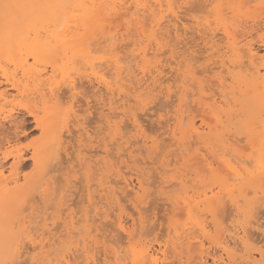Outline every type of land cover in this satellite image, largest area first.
I'll return each mask as SVG.
<instances>
[{
	"label": "bare ground",
	"instance_id": "1",
	"mask_svg": "<svg viewBox=\"0 0 264 264\" xmlns=\"http://www.w3.org/2000/svg\"><path fill=\"white\" fill-rule=\"evenodd\" d=\"M2 1V0H1ZM129 1V0H128ZM135 2V0H132ZM151 1V0H150ZM196 0H165V4L169 7V8H172L174 9L173 7H177L178 6V9H183V6L186 5L187 7H189V5L191 6V2L192 4L195 3ZM199 1V0H198ZM203 1V0H202ZM207 2V0H205ZM216 1V0H215ZM233 1V2H231ZM240 1H243L245 2L246 0H240ZM253 1V0H252ZM256 1V0H255ZM254 1V3H256ZM152 2V1H151ZM154 2V8H157V10L155 11L154 9H152L153 7V4H149V0H137L135 2L136 4V7L135 9L132 8V7H129L128 2L127 0H11V5L12 8H13V13H10L8 12L7 10L5 11L4 8H5V3H1V9L4 10L1 11L2 13L0 14L1 16V20H0V204L3 202H10V201H15V200H20V199H23L25 200V202L27 201V197H36L37 194H39L40 196L43 195V192H48V190H50V186H53V193H54V197L58 198V204H57V211H59L60 213H64L66 214V218L64 221V226L66 225V227L68 226L70 228V226L72 227H78L77 225H79V223L81 222L82 225V231L80 230V235L81 236L82 234L85 235L84 236V239L82 238L81 241L78 242V245H76L74 248L72 249H69V247L67 249L68 252L67 253H63V256L60 255V259H58L57 263L58 264H74L72 263V259H74V262L76 264H97V261L96 260V257L98 256H95L96 254L93 253V250H95V244H94V241H93V238H94V233H98V234H95L96 238L100 236V232L102 231L98 226H95V220H98L96 217V219L94 217H90L89 215V212L91 213V209L93 207H96L95 209V214L96 215H99L101 212L102 209L100 208L101 207V203H99L98 206H95V204L93 205V207L89 210V212H87V214H85V217L81 219V221L78 223L77 220L74 221L75 216H73L74 214L72 213L71 215V205L73 203V193L76 190V187H77V182L75 183L74 180H72L71 178H68L65 180V182H62L60 184H63V185H58L56 182L57 180V177L54 176L56 174V172H60L62 169H60V167H63L62 166V156L64 155H68L70 154L69 151H67L68 147L66 148V146L68 144L71 143V141L69 140H66L65 137L66 135L69 137L70 134L72 132L76 133V135L74 136H70L71 139L74 140L75 143L79 144L77 147L76 145L74 146L75 150L73 149V155L76 154V151L78 152V155L77 156H74V161L76 160V157H77V164L75 165H80L82 166L81 168L82 169H86V166H87V170L89 169L88 165L86 163H89L88 161V158L85 157V153L86 151L84 152V148L85 146L87 147L88 145H84L85 143V140H89L90 139V127L89 124L90 122H87L88 121V116H86V112L91 109H87L85 108V105L83 104H86L90 101H88V94H87V91L85 94L83 93H80V87H79V84L78 82L79 81H84V82H80V83H83L85 88H86V85H89L87 86V89L88 87L89 88H93L92 90L95 91L96 88H102L103 90H105V92L107 93H104V95L106 94V96H109V100H107L108 102V106L110 110H114L116 108H113L114 106V103L118 101H115V100H118L117 97H119L120 99V96L123 94V91H122V88L123 87H129L128 88H124L128 89V91H131V90H134L132 92H138L137 90L139 91H144L150 95L152 93L150 92H153L152 89H149L150 86L151 88H153L152 84L154 85L155 83L158 82V80H160L159 78L157 79L156 76L154 77L153 76V73L156 74L158 76L161 75V72L159 70H157V68H159L158 66L156 67V69L154 70V72L151 70L149 71V67L146 66L143 67V66H140L141 63H145L147 60H148V57L150 56L149 55V49L151 48H148L149 45H143L142 43L139 42V40L142 38V35L143 34H138L141 36L138 37L137 35V39L136 41H138L137 43L132 41L130 42V40H133L130 38L128 44L130 43V45L132 43H134L133 45L136 46L135 47V50L131 51L132 49L128 46L127 47H124L123 43H127V37L129 38L128 36V33L126 36L124 35H121V29L123 30V21H125V19H128L130 18L133 21L135 22H139V23H142L143 25V30L145 28V33H144V37L146 36V33H147V28L148 27H145V26H149L150 22H147L148 20L151 21L153 19H151L152 17H150V15L152 16H155V18H157L156 14L157 13H163L162 12V7L164 8L166 5L163 4V1H160V0H155L153 1ZM180 2H182L180 4ZM234 0H230V2L228 3L229 6L231 3H233L231 6V9L230 7H227L229 8L233 13L234 11H237L238 10H244L246 9L245 7H247V1L245 2L246 5L245 6H238V4H236ZM250 2V1H249ZM261 4L264 2L262 1H259ZM131 3V2H130ZM133 3V2H132ZM184 3V5H183ZM190 3V4H189ZM200 3V1H199ZM209 3V2H208ZM212 3V2H211ZM226 3V2H225ZM224 3V5H225ZM250 3H253V2H250ZM5 4V5H4ZM189 4V5H188ZM205 4V3H204ZM203 4V5H204ZM227 4V5H228ZM244 4V3H242ZM183 5V6H181ZM212 5V4H211ZM4 6V8H3ZM166 6V7H167ZM184 6V8L186 7ZM209 7V5H207ZM206 6V7H207ZM223 6V4H222ZM248 6H250L248 4ZM253 6V5H252ZM263 6V5H262ZM262 6L260 5V7H257L258 9H263ZM134 7V6H133ZM182 7V8H181ZM200 7V6H199ZM205 9L206 7L203 6ZM226 7V5H225ZM239 7H242V8H239ZM264 7V6H263ZM132 8V10L130 11V9ZM203 9V11L201 12L199 10V14H205V10ZM225 8V9H227ZM251 9V7H249ZM248 8V9H249ZM188 9V8H187ZM194 9V8H193ZM192 9V10H193ZM224 8L222 9V11L225 10ZM254 9V8H253ZM135 10V11H133ZM185 10V9H184ZM191 9L188 10V12H193ZM240 10V13L239 14H242ZM257 10V9H256ZM165 11V10H163ZM176 11V10H175ZM197 11V10H196ZM195 11V13H196ZM211 11V10H210ZM221 11V9H220ZM221 11V12H222ZM249 11V10H248ZM246 11V13L248 12ZM180 12V11H177V13ZM187 12V11H186ZM185 12V13H186ZM239 12V11H238ZM244 12V11H243ZM250 12V11H249ZM249 12H248V15H249ZM263 12V10H262ZM3 13H5L3 15ZM177 13H173L174 14V18L178 21V16H177ZM183 13V12H182ZM194 13V14H195ZM206 13H208L206 11ZM228 13V12H226ZM225 13V14H226ZM245 13V12H244ZM243 13V14H244ZM252 13V12H250ZM181 14V13H180ZM189 14V13H188ZM200 14V15H201ZM230 14V13H229ZM229 14L227 16H229ZM239 14L235 13V15H238L240 16ZM262 14V13H261ZM3 15V16H2ZM149 15V19L147 20L146 17ZM158 15V14H157ZM167 15V14H166ZM166 15H161L160 18L156 19V20H153L152 21V24H151V27L153 28H156L158 27V29H160L161 31V27L164 26V22H165V19L168 18ZM179 15V14H178ZM185 15V14H184ZM192 15V14H191ZM197 15V14H196ZM213 15H214V12H213ZM225 15V16H226ZM258 15V14H257ZM170 16V15H169ZM183 16V15H182ZM181 16V17H182ZM205 16V15H204ZM242 16V15H241ZM252 16V14H251ZM170 16V18H173ZM186 17V15H185ZM184 17V18H185ZM200 16H196V18H194V15L192 16L191 20L193 19L192 21V32L193 31H198V30H201L200 27H202V22L198 20ZM233 17V16H232ZM183 18V19H184ZM205 18V17H204ZM212 18V17H210ZM224 18V17H223ZM241 18V17H240ZM250 18V17H249ZM146 19V20H144ZM151 19V20H150ZM182 19V18H181ZM202 20V18H200ZM229 19V18H228ZM243 19V18H242ZM186 20V19H185ZM183 20V21H185ZM226 20V18H225ZM232 20V19H231ZM236 21L237 18H235ZM241 20V19H240ZM121 21V22H120ZM147 23H146V22ZM171 21L172 20H169V25L171 24ZM175 21V20H174ZM189 21V20H188ZM186 21V23L188 22ZM230 21V20H229ZM234 21V20H232ZM235 21V22H236ZM247 21V20H245ZM252 21V20H251ZM255 21V19H254ZM257 21V20H256ZM132 22H131V26H132ZM135 22H133V28L135 27L134 24ZM207 22V21H206ZM228 22V21H227ZM123 23V24H122ZM126 23H128L126 21ZM125 23V24H126ZM167 23V21H166ZM175 23V22H174ZM178 23V22H177ZM208 23V22H207ZM213 23V22H212ZM219 23V22H218ZM232 23V22H230ZM239 23V22H237ZM249 23V22H247ZM246 23V24H247ZM255 25H257L256 23L258 22H254ZM130 22L127 24L129 26ZM228 24V23H227ZM226 24V25H227ZM168 25V26H169ZM186 25V24H185ZM188 25V24H187ZM189 25H190V22H189ZM210 25V24H209ZM225 25V26H226ZM238 25V24H236ZM239 25H241V22L239 23ZM239 25L237 26L239 29ZM248 25V24H247ZM254 25V24H253ZM264 24H262L263 26ZM127 26V27H128ZM175 26V24H174ZM179 26H182V30L184 31L186 29V27H184V22L181 24L179 23ZM191 26V25H190ZM207 27V25H204ZM203 26V27H204ZM212 26V24H211ZM235 26V25H234ZM245 24L242 26L244 27ZM122 27V28H121ZM165 27V26H164ZM167 27V26H166ZM210 27V26H208ZM207 27V28H208ZM241 27V30H243L242 32L245 33L244 36H246L244 38V36H242L241 34V31L239 29L237 30H234L231 31L232 29L229 30L228 27L224 28L223 30L224 31H221L224 32V40L221 39L222 43H224L223 45H226L225 46V49L223 50H220L221 52H219V55L217 53V51L215 52L214 50V53L216 54L217 53V57L218 55L220 56L219 59L220 62L218 61V63H221L220 67L222 66L224 72L227 71V74L229 75V77L231 78V80H233L235 82V84H237L238 87H240V89H242V94L240 95H237L236 92H233L235 90H232V94H229V93H225L221 90H219L220 92L218 94H216V92L214 94H208V96L210 97H205L207 99H205V101H211V103L209 102V107H213L214 109H217V112L214 111L213 109V116L215 118L219 117L220 114H222V112L224 111L225 112V116L227 118V122L229 123L228 124H224V122H222L221 120H217L216 123H215V120H214V117L212 116V114L210 113V111H208L210 113L209 117L207 113L205 116L207 117H204V116H201L203 119H202V125L203 126H199L197 127L196 126V123L195 122V119L197 117H199V115H193V112L195 113L196 111L200 112L202 111V107H198L199 105L197 103L200 104L201 106V103L199 101V99L196 98V100H198L199 102H194L195 106L196 104L198 106H192L191 107V103H192V98L190 99L191 95L190 94H194V90L197 87H194V84L196 86V83H197V79L194 80L192 77H193V74H190L191 73V70L193 71H196L198 69V66H196L197 68L194 67L193 68V64L195 63L197 65L198 62H201V60L199 61L197 58H200V57H196L194 56V62L193 60L191 59L193 57V53H195V49H194V52L191 53L190 51L188 52L189 55L186 53V54H183L184 57H177V58H180L183 60L182 61V65L184 67V64L185 62H188L186 63L185 68L187 69H184L183 67H180L179 70H185V71H181L183 72L182 75H184L185 77H183L182 79V82L184 84H186L187 86H189V84H187L189 81L190 82V85L191 83L194 81V83H192V88L191 86L189 87L190 88V91L192 89V93L189 94L190 91H187L186 89V85H183L184 88H182V94H181V98H180V104H179V109L177 110V113L176 116L174 117L176 120L175 122L177 123V126L175 129L173 130H170L168 132H171L172 135H173V138L175 139V142L177 141V144H178V150L180 149V151L185 152V154L183 153L182 156H185L186 155V152L189 151L191 152L192 148L193 147H190V150H189V142H191L194 138H199L201 136V133H200V128L203 130V127L206 126V130L208 128V132L207 135L210 136H214L215 133H220V136H221V141H224L225 139V136L228 135V132H229V126L231 124H241V122L243 120H239V118L243 119V117H245V120L243 121L244 122V127L246 128L248 134V140H247V147L248 150L250 148V152L251 154L250 155H241V154H245L247 151L246 148H243L245 147V144L243 145H240V148L242 149H239L240 151L236 150V149H230V145L226 146L225 143L226 141L224 142V145L223 146V150L222 149V146L220 147V144L219 145V148L213 149V147H217L214 146L215 143H211V146H212V152H211V149L209 148L210 144L207 146L209 148V153H215L213 155H218L219 157L215 158V156H210L209 153V157L210 158H207V159H212V161L214 160L215 162H212V163H208L207 164V168H209L211 171L210 172H216V170H220V168L222 167L221 165H223L224 169L223 171H225L226 169V172H225V175L223 174L221 177H216V181H213V187L210 188L209 190H205L207 189V186L206 185V188H202L201 189H204L203 192H201L202 190L199 189L200 187H196L194 188V184L191 185L190 182H189V186L191 185V188L193 187V189H197L198 191L194 190L193 193L192 192H188L186 193V196L183 197V195L181 196H177L175 197V200H170V202L174 205L173 207L176 208L177 211L180 210V213L182 212V218L181 220L182 221H185L184 223L181 222V225L178 224L180 222V220L178 221V223L174 222L173 224H170V231L168 232L171 236V239H169L168 241L171 242V246H173V248H177V246L179 244H185L186 242L184 241H187V242H190L192 240L195 241V243L193 244H196L198 242H196V239H197V233L196 232H199V231H196V230H205V218H201V213L204 211L203 209H206L208 208L209 209V212L210 211H222L220 212V214L224 215L223 214V207H225V205H227V203L225 204V201L230 202L232 203V205H238L239 203H241L242 201L240 200L241 198L245 200V206L244 207H249L250 205L254 204L253 203V200L254 199H249L248 197V193H253L255 196H258L257 193L258 191L261 192L264 190V181L262 179L263 177V173H264V125H262V119L259 118L256 114V109H258L257 107L260 106V104L262 103V101H264V73H261V68L259 67V62H264V54L259 51L261 48H263V51H264V33L262 34L263 36L260 37V41H258V43L260 42V46L261 48L258 50V47L255 46V42H254V38L250 39L247 38V35H246V32L244 31V29H242ZM249 27V26H247ZM252 27V25H251ZM130 28V27H129ZM132 28V29H133ZM141 28V27H140ZM179 28V27H178ZM216 28V27H215ZM220 28V27H219ZM250 28V27H249ZM248 28V30H250ZM253 28V27H252ZM125 29V28H124ZM139 29V28H138ZM167 29V28H166ZM165 29V30H166ZM171 29V28H170ZM212 29V28H210ZM131 30V29H130ZM137 30V28H136ZM162 30L163 27H162ZM164 30V31H165ZM169 30V29H168ZM174 30V28H173ZM178 30V29H176ZM182 30L180 33H182ZM188 30V29H187ZM186 30V31H187ZM204 29H202L203 31ZM221 30V28H220ZM240 31V34H237L238 32L237 31ZM247 28H246V31H248ZM264 30V29H263ZM134 31V30H132ZM139 31V30H138ZM157 31V30H156ZM159 31V30H158ZM157 31V34L160 35V31L158 32ZM162 31V32H164ZM167 31V30H166ZM172 31V30H171ZM204 31H208L207 29L204 30ZM211 31V30H210ZM209 31V32H210ZM219 31V29H218ZM252 31V30H251ZM250 31V32H251ZM129 32V31H128ZM170 32V31H169ZM199 32V31H198ZM208 32V33H209ZM217 32V31H216ZM249 32V31H248ZM249 32V34H250ZM130 33V32H129ZM134 34H137L136 32H133ZM165 33V32H164ZM178 33V31H177ZM176 33V34H177ZM187 33V32H186ZM185 32H183V34L186 35ZM191 33V32H190ZM194 33V32H193ZM201 33V32H200ZM206 33V32H205ZM207 33V38H208V34ZM213 33L215 32H212V35ZM218 33V32H217ZM220 33V32H219ZM162 34V33H161ZM168 34V33H167ZM170 34V33H169ZM189 34V33H188ZM196 34V33H195ZM204 34V33H203ZM211 34V33H210ZM216 34V33H215ZM130 35V34H129ZM173 35V34H172ZM178 36H180L179 34H177ZM194 35V34H193ZM192 35V36H193ZM211 35V36H212ZM163 36V34H162ZM188 36V35H187ZM196 36V35H195ZM198 38L201 37L200 35H197ZM196 36V37H197ZM210 37V42H206L205 44L209 46H211L209 49H214L215 47H217V42H215V39L217 38H214L212 36V38ZM218 36V34L216 35ZM223 36V34L221 35ZM220 36V37H221ZM131 37V36H130ZM143 37V38H144ZM175 37V36H174ZM190 37V36H189ZM188 37V38H189ZM206 37V36H205ZM249 37V36H248ZM134 38V37H133ZM166 38V37H165ZM195 38V37H194ZM160 39V37H159ZM163 39V38H162ZM168 39V38H166ZM171 39V37H170ZM173 39V38H172ZM185 39V38H184ZM201 39V38H200ZM259 39V38H258ZM142 40V39H141ZM154 40V39H153ZM152 40V41H153ZM161 40V39H160ZM174 40V39H173ZM181 40V39H179ZM186 40V39H185ZM195 40V39H194ZM198 40V39H196ZM206 40V39H204ZM208 40V39H207ZM206 40V41H207ZM143 41V40H142ZM146 41V40H145ZM151 41V42H152ZM171 41V40H169ZM183 41V39H182ZM187 41V40H186ZM224 41V42H223ZM154 42V41H153ZM188 42V41H187ZM186 42L183 43V45H188V43ZM166 43V42H165ZM177 43H179L177 41ZM212 45H211V44ZM221 43V42H220ZM257 43V42H256ZM140 44V45H139ZM176 44V43H174ZM182 44V43H181ZM191 44V43H190ZM197 44V43H196ZM202 44V42L200 43V45ZM205 44L203 45V47L205 46ZM151 45V44H150ZM166 45V44H164ZM170 45V44H169ZM193 45V44H192ZM132 46V47H134ZM153 46V45H152ZM155 46V45H154ZM172 46V45H171ZM179 47V45H177ZM199 46V45H198ZM220 46V45H219ZM218 46V47H219ZM157 47V46H156ZM155 47V48H156ZM170 47V46H169ZM168 47V48H169ZM174 47V45H173ZM189 47V46H187ZM201 47V46H200ZM123 48V49H122ZM124 48H128L129 49V55L132 57L130 58L129 57H122V50L124 52ZM177 48V47H176ZM191 48H194V47H191ZM190 48V49H191ZM207 48V47H206ZM219 48H223V47H219ZM128 49H127V52H128ZM178 49V48H177ZM181 49V47L179 48V50ZM208 49V48H207ZM206 49V50H207ZM218 49V48H216ZM152 50V49H151ZM166 50V49H165ZM168 50V49H167ZM175 50V49H174ZM189 50V48L187 49ZM197 50V49H196ZM203 50V49H201ZM219 50V49H218ZM131 51V52H130ZM171 51V50H170ZM176 51V50H175ZM174 51V52H175ZM204 51L205 49L203 50V53L202 55L204 54ZM208 51V50H207ZM127 52H124L125 54ZM133 52V53H132ZM177 52V51H176ZM175 52V53H176ZM187 52V51H184V53ZM260 52V53H259ZM154 52H150V54ZM162 53V52H161ZM171 53V52H170ZM173 53V52H172ZM181 53V52H180ZM206 53V52H205ZM212 53V54H214ZM133 54V55H132ZM156 55H153V56H157V52H155ZM163 54V53H162ZM179 54V53H178ZM181 54V55H182ZM196 54V53H195ZM194 54V55H195ZM214 54V55H215ZM164 55V54H163ZM162 55V56H163ZM177 55V54H176ZM187 55V56H185ZM198 55V54H197ZM211 55V53H210ZM209 55V56H210ZM127 56V55H125ZM180 56V55H179ZM207 56V55H206ZM205 56V57H206ZM216 56V55H215ZM166 57V56H165ZM212 57V56H211ZM214 57V56H213ZM212 57V58H213ZM151 58V56H150ZM157 58V57H156ZM164 58V57H162ZM171 58V57H170ZM176 58V59H177ZM152 59V58H151ZM190 59V60H189ZM198 61H197V60ZM206 59V58H205ZM163 60V59H162ZM166 60V59H165ZM169 60V59H168ZM167 60V62H168ZM174 60V59H173ZM172 60V61H173ZM160 61V60H159ZM171 61V60H170ZM176 61V60H175ZM179 61V60H178ZM192 61V62H191ZM206 61V60H204ZM184 62V63H183ZM153 63V62H152ZM164 63V62H163ZM170 64V62H168ZM191 63H193L191 65ZM134 64V65H132ZM166 64V63H165ZM172 64V63H171ZM178 64V63H177ZM176 64V65H177ZM201 64V63H200ZM199 64V65H200ZM203 64V63H202ZM216 64V62H215ZM214 64V65H215ZM174 65V63H173ZM172 65V67H173ZM192 68H191V66ZM168 66V65H167ZM195 66V65H194ZM261 66H264V65H261ZM135 67L136 70H133V68ZM148 67V68H147ZM155 67V66H154ZM162 67V66H161ZM210 67V65H209ZM215 67L217 68V66L215 65ZM219 67V65H218ZM204 67H202L201 65V70H197L196 72H193L195 74V76L197 78L200 79L199 76H202L207 79L208 76L205 75V71H203ZM213 68V67H212ZM215 68V69H216ZM172 69V68H170ZM177 69V68H176ZM163 70V69H162ZM204 70H207V69H204ZM213 70V69H212ZM219 70V69H216V71ZM165 71V70H163ZM202 71V72H200ZM138 72V73H137ZM150 72V73H149ZM204 72V73H203ZM207 72L209 73V69L207 70ZM206 72V73H207ZM220 72V71H219ZM137 73V74H136ZM169 73V72H167ZM177 73V72H176ZM201 73V74H200ZM203 73V74H202ZM189 74L192 75L191 78L193 79L190 80L189 78ZM210 74V73H209ZM218 74V73H216ZM222 72H220V76H221ZM224 74V73H223ZM147 75H150V79H151V83H149V79L147 78L146 79V76ZM141 76V77H140ZM163 76V75H162ZM177 76V75H176ZM223 76V75H222ZM226 76V74H225ZM225 76L223 77H220L221 79H226L225 81H223L224 84H226L225 82H228L230 80H227L228 78H226ZM180 77V81H181V76ZM178 77V78H179ZM217 77V76H216ZM163 78V77H162ZM166 77H164L165 79ZM184 78H185V81H184ZM202 78V77H201ZM210 78V77H209ZM213 78H215L213 76ZM219 78V79H220ZM229 78V79H230ZM79 79V81H78ZM146 79V80H145ZM164 79H161V81L163 82ZM176 79V78H175ZM189 79V80H187ZM198 79V80H199ZM216 79V78H215ZM218 78L216 79L217 82L219 80ZM145 80V81H144ZM203 81V79H201ZM208 82H210L209 79H207ZM78 81V82H77ZM148 81V83H147ZM170 81V80H169ZM179 81V80H178ZM196 81V82H195ZM200 81V80H199ZM168 82V81H166ZM186 82V83H185ZM201 82V81H200ZM231 82V81H230ZM229 82V83H230ZM146 83V84H145ZM175 83V82H174ZM199 83V82H198ZM197 83V84H198ZM211 83V82H210ZM212 83H214V81H212ZM213 86H210L209 88H203V90H208V89H211L215 86V84H212ZM83 84H80L83 86ZM148 84V85H147ZM162 85V83H161ZM169 85V84H168ZM167 85V86H168ZM174 85V84H173ZM199 85V84H198ZM144 86L146 88H144ZM155 86H159L158 84L155 85ZM165 86V87H167ZM180 86V85H179ZM219 86V85H218ZM144 90H142L143 88ZM164 87V88H165ZM173 87V86H172ZM178 87V86H177ZM216 87V86H215ZM224 87V86H223ZM222 86L219 87V88H223ZM227 87V86H226ZM95 88V89H94ZM78 89L80 91H78ZM82 89V88H81ZM84 89V87H83ZM82 89V90H83ZM131 89V90H130ZM181 89V87L179 88ZM218 89V88H217ZM217 89H214V90H217ZM86 90V89H85ZM91 90V91H92ZM165 90V89H163ZM173 89H171V92H172ZM189 90V89H188ZM213 90V89H211ZM209 90V92L212 93V91ZM150 91V92H149ZM198 91V90H197ZM90 92V90H89ZM96 92V91H95ZM95 92L93 94V92L91 94L95 95ZM98 92V91H97ZM100 92V91H99ZM131 92V93H132ZM178 92V91H177ZM203 92V91H202ZM227 92V91H226ZM101 93V92H100ZM99 93V94H100ZM155 93V92H154ZM196 93V92H195ZM81 94V96L85 97V99L87 100V102L85 101V99L83 97L84 102L82 100H80L79 98V95ZM83 94V95H82ZM158 94V93H157ZM166 94V92H165ZM177 94V93H176ZM207 94V93H205ZM204 94V95H205ZM68 95V96H67ZM93 95L91 97H93ZM98 94H96L97 96ZM143 94H141L142 96ZM154 95V94H153ZM95 96V97H96ZM100 96V95H99ZM144 96V95H143ZM142 96V97H143ZM218 96V97H217ZM90 97V98H91ZM145 97V96H144ZM161 97V96H160ZM164 97V96H163ZM175 97V96H174ZM193 97V95H192ZM106 98V97H105ZM117 98V99H116ZM162 98V97H161ZM176 98V97H175ZM202 98L204 99V97L202 96ZM93 99V98H92ZM101 99V97H100ZM163 99V98H162ZM17 100H20V102L18 104H16V101ZM104 100V99H102ZM161 101V99H159ZM126 101V100H125ZM129 101V100H128ZM132 101V100H131ZM177 101V100H176ZM83 102V103H82ZM94 102V101H93ZM100 102V101H99ZM105 102V101H104ZM103 102V103H104ZM155 102V101H154ZM151 101V103H154ZM159 102V101H158ZM168 102V101H167ZM172 102V101H171ZM201 102L203 103V101L201 100ZM106 103V102H105ZM103 104V106H107L106 104ZM116 103V104H117ZM127 103V102H126ZM135 104V102H132ZM169 103V102H168ZM90 104V103H88ZM88 104H86V107H88ZM95 104V103H94ZM125 104V103H124ZM123 104V105H124ZM166 104V103H165ZM172 104V103H171ZM206 104V103H205ZM101 105V103H100ZM120 105V104H119ZM127 105V104H126ZM133 105V104H132ZM131 105V106H132ZM203 105V104H202ZM222 107H226L227 109H223L221 108ZM224 105V106H223ZM84 106V107H83ZM93 106V105H91ZM90 106V107H91ZM97 106V105H96ZM125 106V105H124ZM129 106V104H128ZM129 106V108L131 107ZM149 106V105H148ZM170 106V105H169ZM173 106V105H172ZM98 107V106H97ZM96 107V109H97ZM101 107V106H100ZM98 107V108H100ZM120 107V106H119ZM195 107V108H194ZM85 108V109H84ZM127 108V107H126ZM133 108V107H132ZM136 108V107H135ZM194 110H192V109ZM199 108L201 110H199ZM102 109V108H101ZM106 109V108H104ZM148 109V108H147ZM151 109V107L149 108ZM206 109V108H205ZM209 108H207L206 110H208ZM95 110V109H94ZM93 110V111H94ZM109 110V111H110ZM128 110V109H127ZM126 110V111H127ZM135 110V109H134ZM171 110V109H170ZM196 110V111H195ZM222 110V111H221ZM88 111V112H89ZM125 111V112H126ZM173 111V110H171ZM221 111V112H220ZM92 112V110H91ZM95 112V111H94ZM100 112V111H99ZM99 112L96 111V113L99 114ZM175 112V110L173 111ZM197 112V113H198ZM118 113V112H117ZM114 114V115H118V114ZM128 113V111L126 112ZM156 113V112H155ZM159 113V112H158ZM169 113H172V112H169ZM204 113V112H203ZM206 113V112H205ZM220 113V114H219ZM28 115V117H32V119H34V122L36 123V126L40 129V137L35 140V142L33 141L32 142V146L31 149V160H33V170L29 173H24V167L26 166V162H27V154L25 151H24V148H22L20 145L21 143V133L25 132V128L26 126H24V122H25V115ZM92 114V113H91ZM96 114V115H98ZM111 114V112H110ZM109 114V115H110ZM137 114V112H136ZM148 114V113H146ZM168 114V113H167ZM102 115V114H101ZM108 115V116H109ZM122 115V114H121ZM131 115V114H130ZM201 115V113H200ZM90 116V115H89ZM94 116V115H93ZM93 116H91L93 118ZM100 116V115H99ZM106 116V115H105ZM112 116V115H111ZM110 116V117H111ZM141 116V114H140ZM143 116V115H142ZM147 116V115H145ZM144 116V117H145ZM210 116H212L210 118ZM114 118V116H112ZM118 117V116H117ZM130 117V116H129ZM162 117V116H161ZM222 117V115H221ZM263 117V116H262ZM105 118V117H104ZM108 118V117H106ZM169 118V117H168ZM173 118V116H172ZM212 119V121H214L215 123V127L213 128L210 124H207L206 123V119ZM261 120L259 121L258 120ZM90 119V118H89ZM97 119V118H96ZM115 119V118H114ZM126 119V118H125ZM131 119V118H130ZM139 119V118H138ZM137 119V121H138ZM99 120V119H98ZM102 121L105 120V119H101ZM109 120V119H108ZM107 120V121H108ZM112 120V119H111ZM109 120V121H111ZM172 120V119H171ZM170 120V121H171ZM237 121V123L234 122ZM91 121V120H90ZM127 121V120H126ZM144 121V120H143ZM97 122V121H95ZM125 122V121H124ZM173 122V121H171ZM211 122V120H210ZM255 122H259L261 123V126L259 124V126H256L254 127V124L252 125V123H255ZM89 123V124H87ZM91 123H93L91 121ZM103 123V122H102ZM112 123V122H111ZM118 123V122H117ZM127 123V122H126ZM144 123V122H143ZM167 123V121H166ZM226 123V122H225ZM94 124V123H93ZM105 124L107 125V122H105ZM114 124V123H113ZM163 124V123H162ZM165 124V123H164ZM163 124V125H164ZM168 124V123H167ZM175 124V123H174ZM173 124V126H174ZM110 125V124H109ZM135 126L133 128H136L138 129V132L141 130L143 131L142 129V125L138 122V123H135L134 124ZM256 125V124H255ZM127 126V125H126ZM144 126V125H143ZM166 126V125H165ZM172 126V127H173ZM94 127V126H93ZM106 127V126H105ZM114 127V126H113ZM92 128V127H91ZM166 128V127H165ZM102 129V128H101ZM107 129V128H106ZM106 129H105V132H106ZM123 129V127H122ZM164 129V128H163ZM171 129V127H170ZM231 129V128H230ZM75 130V131H74ZM125 130V129H124ZM168 130V129H166ZM233 130V128H232ZM102 131V130H101ZM121 131V130H120ZM133 131V129H132ZM136 131V130H135ZM123 132V131H122ZM131 132V131H130ZM181 135V137L179 139H176V137L179 135V133ZM215 132V133H214ZM95 132L92 133V135L94 134ZM102 133V132H101ZM147 133V132H146ZM165 133V132H163ZM167 133V132H166ZM177 133V136H175ZM214 133V134H213ZM232 133V132H231ZM103 134V133H102ZM129 134V133H128ZM72 135V134H71ZM91 135V136H92ZM97 135V134H96ZM95 135V136H96ZM119 135V133H118ZM131 135V134H129ZM165 135V134H164ZM169 135V134H168ZM233 135V134H232ZM231 135V136H232ZM76 136V137H75ZM107 136V135H105ZM124 136V135H123ZM121 136L120 138L122 139ZM132 136V135H131ZM136 136V134H135ZM163 136V135H162ZM161 136V137H162ZM230 136V137H231ZM69 137V138H70ZM118 137V136H117ZM124 137H128V136H124ZM160 137V138H161ZM229 137V136H227ZM230 137L228 138L230 140ZM235 137V136H234ZM246 137V136H245ZM75 138H78L76 141H75ZM107 138V137H106ZM119 138V137H118ZM134 138V137H133ZM139 138V137H138ZM158 138V137H157ZM172 138V137H171ZM170 138V139H171ZM244 139V137H241ZM68 139V138H67ZM127 139V138H126ZM129 139V137H128ZM127 139V140H128ZM140 139V138H139ZM192 139V140H191ZM233 139V138H232ZM240 139V138H239ZM242 139V140H243ZM72 140V141H73ZM100 140V139H99ZM119 140V139H118ZM130 140V139H129ZM137 140V139H136ZM149 140V139H148ZM159 140V139H158ZM191 140V141H190ZM207 140V139H206ZM228 140V141H229ZM241 139L238 141V138L235 137V139L231 142H233L234 146H236L238 148V145L240 144V142L242 141ZM69 141V142H68ZM135 141V139H134ZM140 141V140H139ZM213 140H211L212 142ZM68 142V143H67ZM84 142V143H83ZM92 142V141H90ZM95 142V141H94ZM100 142V141H99ZM123 142V141H122ZM144 142V141H143ZM153 144L155 143V140L152 141ZM165 142V141H164ZM171 142V141H170ZM243 142V141H242ZM83 143V144H82ZM114 143V142H113ZM125 143V142H123ZM131 143V142H129ZM132 143H135V142H132ZM138 143V141H137ZM195 146V142L193 140L192 142ZM201 143V140L199 142V144ZM65 144H67L65 146ZM88 144V143H87ZM90 144V143H89ZM102 144V143H101ZM100 144V145H101ZM106 144H107V140H106ZM115 144V143H114ZM139 144V143H138ZM145 145L148 144L147 141H145L144 143ZM159 144V143H158ZM161 144V143H160ZM164 145V143H162ZM169 144V143H167ZM172 144V143H171ZM175 144V143H174ZM71 145V144H70ZM93 145V144H92ZM99 145V146H100ZM105 145V144H104ZM142 145V144H141ZM157 145V144H156ZM176 145V144H175ZM192 146V144H190ZM109 146V145H107ZM112 146V145H111ZM116 146V145H114ZM132 146V145H131ZM162 146V145H161ZM172 146V145H171ZM198 146V145H197ZM243 146V147H242ZM79 147V148H78ZM91 147V146H90ZM141 147V146H140ZM165 148V146H162V148ZM206 147V148H207ZM77 148V150H76ZM101 148V147H100ZM129 148H132V147H129ZM142 148H143V145H142ZM159 148V147H158ZM89 150V148H86ZM96 149V148H95ZM137 149V148H136ZM135 149V150H136ZM140 149V148H139ZM137 149V150H139ZM171 149V148H170ZM197 149V147H196ZM198 149H199V146H198ZM197 149V150H198ZM203 149V148H202ZM201 149V150H202ZM115 150V149H114ZM133 149V151H135ZM145 150V149H144ZM166 150V148H165ZM174 150V149H173ZM204 150V149H203ZM207 150V149H205ZM219 150H221L224 154L223 155H220V152H218ZM107 151V150H106ZM113 151V149L111 150ZM123 151V150H122ZM132 151V153H133ZM179 151V153H180ZM243 151L245 153H243ZM67 152H69L67 154ZM103 152V151H102ZM108 152V151H107ZM126 152V151H125ZM140 152V151H139ZM161 153L160 154H163L164 149H163V152L160 151ZM173 152V151H172ZM171 152V153H172ZM193 152V151H192ZM204 152V151H203ZM221 152V154H222ZM89 153V152H88ZM87 153V154H88ZM98 153V152H97ZM96 153V154H97ZM106 153V152H105ZM110 153V151L108 152ZM108 153H106L107 155H109ZM144 153V154H143ZM170 153V151H169ZM174 153L176 152H173V155H175ZM93 154V153H92ZM114 154V152H113ZM141 154L143 155H146L145 152H142ZM159 154V153H158ZM199 154V153H198ZM201 154V153H200ZM200 154L198 155L200 157V160H202V156H200ZM206 154V153H205ZM72 155V156H73ZM95 155V153H94ZM122 155V154H121ZM166 155V154H165ZM191 155V153H190ZM190 155L189 158H186V159H189L190 161ZM229 156V158H226V156ZM117 156V155H116ZM120 156V155H119ZM118 156V157H119ZM160 156V155H159ZM176 156H178L176 154ZM181 156V157H182ZM105 156H103L104 158ZM111 157L113 158L114 156L111 155ZM167 157L169 159V156H168V153H167ZM165 157V159L167 158ZM170 157H173L170 155ZM180 157V156H179ZM187 157V155H186ZM196 157V155L194 156ZM203 157L206 159L205 155H203ZM68 158V157H67ZM66 158V159H67ZM73 158V157H72ZM93 158V157H92ZM106 158V157H105ZM104 158V160H105ZM124 158V157H123ZM126 158V157H125ZM129 158V157H128ZM154 158H157V157H153ZM159 158V157H158ZM157 158V159H158ZM178 158V157H177ZM175 158V159H177ZM215 158V159H213ZM29 159V158H28ZM66 159L64 158L65 162H66ZM115 159V158H113ZM143 159V158H142ZM147 159V157H146ZM155 159V161L157 160ZM168 159H167V163H164L163 161V165L164 166H169L168 165ZM179 159V158H178ZM194 159V158H192ZM191 159V160H192ZM9 160L11 161L10 164L9 163ZM69 160V159H68ZM67 160V161H68ZM103 160V159H101ZM145 160V159H144ZM160 159H158L157 161H159ZM196 160V159H195ZM198 160V159H197ZM209 160L207 162H209ZM72 161V160H70ZM69 161V162H70ZM100 161V159H99ZM98 161V162H99ZM106 161V160H105ZM108 161V160H107ZM119 161V160H117ZM136 161V160H135ZM147 161V160H146ZM178 161V160H177ZM91 162V161H90ZM97 162V163H98ZM101 162V161H100ZM131 162V161H130ZM154 162V161H153ZM160 162V161H159ZM170 162V161H169ZM196 161H194L193 163H195ZM199 161H197L198 163ZM206 162V163H207ZM64 163V162H63ZM68 163V162H67ZM66 163V164H67ZM108 163V162H107ZM118 163V162H117ZM123 164L125 162H122ZM158 163V162H157ZM176 163V162H175ZM188 163V161L186 162ZM192 163V164H193ZM204 162L202 161V164ZM205 163V164H206ZM91 164V163H90ZM89 164V165H90ZM105 164L104 162L101 164L103 165ZM119 164V163H118ZM132 164V163H131ZM151 164V163H150ZM167 164V165H166ZM201 164V165H202ZM215 164H217V167L218 165L220 166V168H214V166H216ZM92 165V164H91ZM129 165V164H127ZM125 165V166H127ZM162 165V166H163ZM172 165V164H171ZM170 165V166H171ZM178 165V164H177ZM201 165L199 166L200 169L201 168ZM66 166V165H65ZM111 165H109V168H110ZM115 166H116V163H115ZM114 166V167H115ZM123 166V165H122ZM153 166V165H152ZM161 166V167H162ZM192 166V165H191ZM194 166V164H193ZM251 166V167H250ZM75 167V166H73ZM71 166V169L72 172H76L75 169H78L77 167L76 168H73ZM104 168V166H102ZM108 167V166H107ZM121 167V166H120ZM133 167V166H132ZM157 167V166H156ZM65 168L68 169V167H64L63 170H66ZM80 168V169H81ZM130 168V167H128ZM148 168V167H147ZM203 168L205 169V167L203 166ZM206 168V169H207ZM71 169L69 170V173L71 172ZM80 169L77 170V172L79 171L80 172ZM115 169V168H114ZM152 169V168H150ZM180 169V168H179ZM199 169V171H200ZM62 170V172H63ZM161 170V169H160ZM164 170V169H163ZM166 170V169H165ZM171 170V169H170ZM174 170V169H173ZM203 170V169H202ZM201 170V171H202ZM67 171V170H66ZM152 171V170H151ZM167 171V170H166ZM183 171V169H182ZM182 171H181V174H182ZM206 171V170H205ZM68 172V171H67ZM67 172L66 175H67ZM76 172V173H77ZM156 172H157V169H156ZM160 172V171H159ZM204 172V171H203ZM220 172V171H218ZM64 173V172H63ZM62 173V175H63ZM64 173V174H65ZM178 173V172H177ZM221 173V172H220ZM105 174V173H104ZM103 174V175H104ZM113 174V173H112ZM115 174V173H114ZM113 174V175H114ZM128 174V173H126ZM158 174V173H157ZM167 174V173H166ZM176 174V173H175ZM184 174V173H183ZM58 175V174H57ZM60 174V176H62ZM82 175V173H81ZM151 175V174H150ZM173 175V174H172ZM185 175V174H184ZM188 175V174H187ZM212 175V174H210ZM59 176V177H60ZM105 176V175H104ZM103 176V177H104ZM140 176V175H138ZM157 176V175H156ZM177 176V175H176ZM180 176V174H179ZM66 177V176H65ZM94 177V176H93ZM110 177V175H109ZM127 177V176H126ZM151 177V176H149ZM213 177V176H211ZM62 180L64 181L63 179V176L61 177ZM142 178V177H141ZM153 178V176H152ZM155 178V176H154ZM185 178V176H184ZM78 179V178H77ZM96 179V178H95ZM105 179V177H104ZM111 179V178H110ZM124 179L123 182L121 180L122 183H124L123 185L125 186L124 188H128L127 191H131V192H134V194H137L138 191H136L135 188H131V183L132 182H129V178H122ZM138 180V184H139V187L138 188H141V190H143V181L140 179V178H137ZM156 179V178H155ZM161 179V178H160ZM163 179V178H162ZM166 179V178H165ZM169 179V178H167ZM181 179V177H180ZM213 179V178H211ZM59 180V179H58ZM82 182L83 180V177H81V179H79L78 182ZM91 180V179H90ZM93 180V179H92ZM103 180V178H102ZM158 180V178H157ZM156 180V181H157ZM56 181V182H55ZM116 181V180H115ZM114 183H117L115 182ZM119 181V180H118ZM161 181V180H160ZM92 182V181H91ZM104 182V184L106 183L104 180L102 181ZM108 182V181H107ZM110 182V181H109ZM108 182V183H109ZM113 182V181H112ZM111 182V183H112ZM162 182V181H161ZM160 182V184H161ZM164 182V181H163ZM162 182V183H163ZM168 183L169 181H165V183ZM184 182V181H182ZM186 182V181H185ZM89 183V182H88ZM107 183V184H108ZM110 183V184H111ZM172 183V182H171ZM174 183V182H173ZM187 183V182H186ZM45 184H48V188H44V185ZM79 184V183H78ZM81 184V183H80ZM118 184V183H117ZM210 184V183H209ZM82 185V184H81ZM92 185V184H91ZM109 185V184H108ZM119 185V184H118ZM146 185V184H145ZM153 185V184H152ZM163 185V184H161ZM171 185V184H170ZM169 185V186H170ZM212 185V184H210ZM83 186V185H82ZM80 188V190L84 187ZM94 186V185H92ZM133 186V184H132ZM160 186V185H159ZM169 186H166V187H169ZM187 186V187H189ZM116 187V186H115ZM163 187V186H162ZM186 187V188H187ZM90 188V187H89ZM101 188V187H100ZM107 189V187H104ZM110 190L108 191L109 194L108 196L106 197L105 194H104V197L101 199H105V201H109V196L111 194L112 196V200L114 199V195L112 194H115L113 193L114 192V188H112V186H109L108 187ZM130 188V189H129ZM164 188V187H163ZM185 188V189H186ZM190 188V189H191ZM75 189V191H74ZM120 189V187H119ZM149 189V188H148ZM84 190V189H83ZM86 190V189H85ZM97 190V191H96ZM95 191L98 192V189H96ZM100 192L102 189H99ZM104 190V189H103ZM124 190V189H122ZM121 190V191H122ZM165 190V189H164ZM176 190H179V189H176ZM184 190V189H183ZM107 191V190H105ZM172 191V190H170ZM174 191V190H173ZM191 191V190H190ZM117 193V190L115 191ZM123 192V191H122ZM76 193V192H75ZM83 193V192H82ZM86 193V191H85ZM106 193V192H105ZM128 193V192H127ZM78 194V193H77ZM92 194V193H91ZM95 194V192H94ZM91 197H93V195ZM107 194V193H106ZM122 194V193H121ZM190 194H193V195H190ZM260 194V193H259ZM35 195V196H33ZM84 195V193H83ZM138 195V194H137ZM190 195V196H188ZM74 196H76L74 194ZM97 196V195H96ZM103 196V195H102ZM264 195H262V198ZM77 197V196H76ZM129 197V196H128ZM259 197V196H258ZM258 197H256L258 199ZM100 198V197H99ZM174 197H172L173 199ZM240 198V199H239ZM261 197H259V200H260ZM38 199V198H37ZM85 199V198H84ZM122 199V198H121ZM165 199H167L165 197ZM256 199V201H258ZM23 200V201H24ZM39 200V199H38ZM37 200V201H38ZM75 200V199H74ZM120 200V199H119ZM163 200V198H162ZM161 200V201H162ZM238 200H240L238 202ZM243 200V201H244ZM57 201V199H56ZM76 201V200H75ZM95 201V200H94ZM98 201V200H97ZM114 201V200H113ZM166 201V200H165ZM163 201V202H165ZM255 201V202H256ZM35 202V201H34ZM72 202V203H71ZM89 202V201H88ZM99 202V201H98ZM97 202V203H98ZM115 202V201H114ZM113 202V203H114ZM169 202V201H168ZM238 202V203H237ZM41 203V202H40ZM92 203V202H90ZM108 203V202H107ZM111 201L109 202V205L112 206V203ZM170 203V204H171ZM38 204V203H37ZM55 204V205H56ZM93 204V203H92ZM138 204V203H136ZM169 204V203H167ZM242 204V203H241ZM262 202L260 204L257 205V208L258 209V206L260 205L261 206ZM41 205V204H40ZM74 205V204H73ZM77 205V204H76ZM106 207L108 206V204H104ZM166 204H164L165 206ZM231 205V204H230ZM2 206V205H1ZM0 206V208H1ZM167 206H170V205H167ZM172 206V205H171ZM233 206V207H234ZM242 206V205H241ZM241 206H236L235 208H237V210H243V211H248L246 209H244V207H241ZM259 206V207H260ZM43 206H41L42 208ZM75 207V206H74ZM97 207H99V211H97ZM104 207V206H103ZM106 207H105V210H106ZM139 207V206H138ZM204 207V208H203ZM231 207V206H230ZM54 208V207H53ZM140 208V207H139ZM169 208V207H168ZM227 209V206L225 207ZM45 209H48V208H45ZM82 209V208H81ZM112 209V208H111ZM170 209V208H169ZM172 209V207H171ZM179 209V210H178ZM222 209V210H221ZM225 209V210H226ZM229 209V208H228ZM226 210L227 211H230L231 210ZM85 210V209H84ZM141 210V209H140ZM224 210V211H225ZM234 210V208H232V211ZM254 210V209H252ZM251 210V212H252ZM64 211V212H63ZM77 211V210H76ZM166 211V210H165ZM168 211V210H167ZM172 211V210H171ZM184 211V212H183ZM256 212H258L257 210H255ZM254 211V212H255ZM110 212V211H109ZM174 212V210H173ZM218 212V214H219ZM230 212H227L230 215H233L232 213L230 214ZM240 212V211H239ZM238 212V215L241 216L242 218V213L240 212L239 214ZM255 212V213H256ZM85 213V212H84ZM142 213V212H141ZM169 213V212H168ZM179 213V215H180ZM206 213V212H205ZM237 213V212H236ZM254 213V214H255ZM77 214H79V212H77ZM76 214V215H77ZM93 214V212L91 213V215ZM178 214V213H177ZM207 214V213H206ZM219 214V215H220ZM242 214V215H241ZM253 214V215H254ZM1 215V214H0ZM104 216V218H108V214L107 212L104 211V214L101 213V216ZM169 215V214H168ZM178 215V217H179ZM236 215V214H235ZM252 216V213L249 214ZM248 214L247 215H244L243 217L245 216H248L247 218L249 219L250 216ZM64 216V215H63ZM62 216V217H63ZM93 216V215H92ZM100 216V217H101ZM186 216V217H185ZM207 216V215H206ZM238 216V217H239ZM2 217V218H1ZM0 217V233H3L5 239H6V243H7V239H9L7 237V235L5 234L6 231H5V222H4V218L3 216ZM212 217V216H210ZM224 217V216H223ZM232 217V216H231ZM256 217V216H254ZM19 218V217H18ZM40 218V223H42L40 226L42 227L39 228L37 230V228H32V233L34 232V235H31V232L28 233V235H25V239L28 238L27 243L30 242V245L32 246V248L35 250L37 248H45L46 244H50L51 240L55 237V235L53 234V231L54 229H52V226L54 227L56 221H52L50 222V224H48V221H49V216L46 218L44 216V214H41V216L35 218L36 220ZM42 218V219H41ZM78 218V217H77ZM76 218V219H77ZM116 218V217H115ZM228 218V217H227ZM226 218V219H227ZM34 219V217H33ZM59 219V218H58ZM64 219V218H63ZM177 219V217H176ZM186 219V220H184ZM208 219V218H207ZM218 221H219V216L217 217ZM222 219V218H221ZM236 219H239V221L241 220L240 218H236ZM246 219V218H245ZM244 219L245 222H247L246 220ZM251 219V218H250ZM34 220V221H36ZM51 220H54V219H51ZM80 220V219H79ZM78 220V221H79ZM102 220V217L101 219ZM99 220V221H100ZM116 221V224L117 225V229H119V232L122 231V233L126 234L127 235V238H131V240L133 238H135L136 236H138L137 234L139 233L138 232V229L136 228H128L126 227L123 219H122V216H119ZM137 220V219H136ZM134 220V224L135 222L138 224V222ZM151 220V219H149ZM148 220V221H149ZM243 220V219H242ZM16 221V220H15ZM111 221V220H109ZM108 221V222H109ZM207 221V220H206ZM205 221V222H206ZM227 221V220H226ZM250 220H248L249 222ZM254 221V220H253ZM33 222V221H32ZM31 222V224H32ZM221 224H223V220L220 221ZM241 222V221H240ZM38 223V224H40ZM78 223V224H77ZM100 223H103V222H100ZM233 223V222H232ZM254 223V222H253ZM114 224V223H113ZM135 224V225H137ZM142 224V223H141ZM166 224V223H165ZM209 224V223H208ZM239 224V223H238ZM237 224V225H238ZM245 224V223H244ZM250 224V223H249ZM257 224V223H256ZM30 225V224H29ZM58 225V224H57ZM134 225V227H135ZM139 225V224H138ZM220 225V224H219ZM225 225V223L223 224ZM240 225V224H239ZM59 226V225H58ZM101 226V225H100ZM110 226V225H108ZM112 226V225H111ZM165 226V225H164ZM226 226V225H225ZM236 226V225H235ZM241 226V225H240ZM250 226V225H249ZM57 227V226H56ZM61 227V226H60ZM65 227V228H66ZM67 227V228H68ZM81 227V226H80ZM102 227V226H101ZM138 227V226H137ZM140 227V226H139ZM168 227V226H167ZM218 227V223H217V226ZM246 227L247 225L243 226V230L242 232L244 231L245 233V236L247 235L248 231L246 230ZM27 228V227H26ZM64 228V229H65ZM114 228V226H113ZM116 228V227H115ZM114 228V229H115ZM209 228V227H208ZM229 228V227H228ZM236 228V227H235ZM248 228V227H247ZM30 229V228H28ZM41 229V230H40ZM76 229V228H73V230ZM80 229V228H79ZM78 229V230H79ZM104 229V228H103ZM219 229V227L217 228ZM216 229V231H217ZM220 229H223V228H220ZM232 229V228H231ZM234 229V228H233ZM242 229V228H241ZM25 230V229H24ZM63 230V229H61ZM71 230V228H70ZM77 230V231H78ZM121 230V231H120ZM140 230H142V228H140ZM166 230V229H165ZM191 232H194L193 234L195 236H191L189 237V235L192 234V232L190 233L189 231ZM207 230V229H206ZM205 230V231H206ZM224 230V229H223ZM237 230V229H236ZM235 230V231H236ZM247 233H246V231ZM27 231V230H26ZM25 231V232H26ZM56 231V230H55ZM60 230H58L59 232ZM108 231V230H107ZM189 232V234H187L186 232ZM196 231V232H195ZM220 231V230H219ZM238 231V230H237ZM57 232V231H56ZM63 233L65 232L62 231ZM69 232V230H68ZM82 232V233H81ZM103 232V231H102ZM117 232V230H116ZM143 232V231H142ZM145 232V231H144ZM207 232V231H206ZM222 232V231H221ZM224 232V231H223ZM70 233V232H69ZM73 233V231H72ZM75 233V232H74ZM105 233V232H104ZM103 233V234H104ZM218 233V232H217ZM237 233L234 234L233 236H241V235H238L240 232H235ZM243 233V234H244ZM61 234V233H60ZM66 234V233H65ZM77 234H79L77 232ZM102 234V233H101ZM146 234V232H145ZM166 234V233H165ZM173 234V235H171ZM23 235V234H22ZM49 236L48 238L46 236ZM91 235H92V239H91ZM99 235V236H98ZM107 235V234H106ZM61 236V235H60ZM59 236V237H60ZM66 235H64L65 237ZM78 236V235H77ZM76 236V237H77ZM78 236V237H79ZM109 236V235H108ZM140 236H141V233H140ZM147 236V235H146ZM165 236V235H164ZM169 236V237H170ZM22 237V236H21ZM57 237V236H56ZM63 237V235H62ZM77 237V238H78ZM102 237V235H101ZM100 237V238H101ZM104 237V236H103ZM142 237V236H141ZM145 237V236H143ZM148 237V236H147ZM247 237V236H246ZM61 238V237H60ZM76 238V240H77ZM232 238V237H231ZM23 239V240H25ZM62 239V238H61ZM79 239V238H78ZM236 239V238H234ZM57 240H59L57 238ZM56 240V241H57ZM75 240V241H76ZM98 241L100 239H97ZM107 240H109L108 238L106 239V242ZM129 240V239H128ZM140 240V239H139ZM240 240V239H239ZM55 241V240H54ZM74 241V242H75ZM102 240H100V243ZM144 241V240H143ZM104 242V243H106ZM108 242H111V241H108ZM131 242V241H129ZM134 242V241H132ZM138 242V241H137ZM136 242V243H137ZM150 242V241H149ZM148 242V243H149ZM169 242H167L169 244ZM21 243V242H20ZM24 243V242H23ZM22 243V245H23ZM59 243V242H58ZM57 243V244H58ZM73 243V242H72ZM76 243V242H75ZM99 243V244H100ZM165 243V242H164ZM163 243V244H164ZM191 243V244H192ZM56 244V243H55ZM54 244V245H55ZM99 244H96V245H99ZM115 243H113L114 245ZM135 244V243H134ZM192 244V246H193ZM29 245V244H28ZM30 245L28 246L30 248ZM116 245V244H115ZM170 245V244H169ZM1 248L4 247L3 244H0ZM20 247H18L17 249H15V254H20L21 252V245H19ZM49 246H52V245H49ZM72 246V245H71ZM70 246V248H71ZM101 246V245H100ZM153 246V245H151ZM168 246V245H167ZM165 246L164 244V247L163 246H160L158 249L156 248H153V247H150L149 244L147 245L144 244V242L142 243V240H140L139 244L133 246L131 245L130 248H133L131 249L132 251V255L131 257H127L129 256L128 253H127V256L123 254V257H127V258H124V262L126 261L125 259H130L129 260V263L131 264H164L165 263V260H162L161 257L163 258V256H165L167 250H168V247ZM170 246V247H171ZM26 247V246H24ZM48 247V246H47ZM53 247V246H52ZM55 247V246H54ZM66 247H67V244H66ZM73 247V246H72ZM166 247V248H165ZM184 246H182L183 248ZM196 247V246H195ZM27 248V247H26ZM30 248V249H32ZM63 248V247H62ZM106 248V247H105ZM116 248L118 249V247L116 246ZM163 248H165V250H163ZM24 249V248H23ZM56 249V247H55ZM98 249V248H97ZM95 250V252H97L98 250ZM191 249H194V248H191ZM33 250V251H34ZM63 250V249H62ZM129 250V249H128ZM174 250V249H173ZM181 250V249H179ZM195 250V249H194ZM23 251V250H22ZM56 251V250H55ZM60 251L61 252V249L60 250H57V252ZM75 251V252H74ZM82 251V252H81ZM102 251V250H101ZM121 250L117 251L119 254L122 253V251L120 252ZM169 251V250H168ZM183 251V249H182ZM181 251V252H182ZM45 252V251H43ZM48 252V251H47ZM76 252H81L80 255L78 253L79 256L75 255L74 253ZM171 252V251H170ZM192 252H194L192 250ZM31 254V252H29ZM53 253V252H52ZM104 253V252H103ZM110 253V252H108ZM172 253H174L172 251ZM183 253V252H182ZM186 253V252H185ZM27 254V253H26ZM28 254V256L30 255ZM43 254V253H42ZM45 254V253H44ZM51 255V253H49ZM54 254V253H53ZM62 254V253H61ZM77 254V253H76ZM101 254V252H100ZM126 254V253H125ZM25 255V252L24 254ZM50 255H47V256H50ZM168 255V254H166ZM174 255V254H173ZM262 257L264 256L263 253H261ZM22 256V255H21ZM58 256V254H57ZM16 257V256H15ZM83 258V262H76V260L78 258ZM107 257V256H106ZM120 257V255H119ZM122 257V258H123ZM18 258V257H17ZM21 258V257H20ZM42 258V257H41ZM169 258V257H168ZM26 259V258H25ZM30 259V258H28ZM36 259V258H35ZM40 258H37V260H39ZM121 259V257H120ZM185 259V258H184ZM17 260V259H16ZM52 260V259H51ZM113 260V259H112ZM174 260V259H173ZM181 260V259H180ZM194 260H195V256H194ZM28 261V260H27ZM41 262V260H39ZM44 261V260H42ZM56 261V260H54ZM79 261V260H78ZM110 261V260H109ZM121 261V260H120ZM119 261V262H120ZM122 261V262H123ZM172 261V260H171ZM23 262V261H22ZM39 262V264H40ZM45 262V261H44ZM48 262V261H47ZM46 262V263H47ZM103 262L105 263L104 259H103ZM117 259H115L113 262L111 261L110 263L106 261L105 264H120ZM121 262V264H122ZM123 262V263H124ZM193 261H191L192 263ZM218 260H215L214 263L217 264ZM29 263V262H28ZM44 263V264H46ZM180 263V262H179ZM182 263V262H181ZM180 263V264H181ZM32 264V263H31ZM33 264H35L33 262ZM99 264V263H98ZM125 264H128L127 262H125ZM175 264V263H174Z\"/></svg>",
	"mask_w": 264,
	"mask_h": 264
},
{
	"label": "rangeland",
	"instance_id": "2",
	"mask_svg": "<svg viewBox=\"0 0 264 264\" xmlns=\"http://www.w3.org/2000/svg\"><path fill=\"white\" fill-rule=\"evenodd\" d=\"M137 0H135V2H136ZM143 1V0H142ZM152 1V2H151ZM149 0V4L151 3V4H153V7H152V9H154L155 11L157 10V8H154V2L153 1H155V0ZM160 1H163V4L164 5H166L165 4V0H160ZM182 1V0H181ZM199 1H200V3H199ZM196 0L195 1V3H193L192 4V2H191V6L189 5V7H187L186 5H184V3H183V5L184 6H186L185 8H184V6L183 5H181V6H183V9H178V6L177 7H173L174 9H172V8H169L167 5V7L165 6L164 8L162 7V9L163 10H165V11H163L162 10V12L163 13H157L156 14V16H157V18H155V16H152V15H150V17H152L151 19H153V20H156V19H158V18H160V16L163 14V15H166L168 18H166L165 19V22H164V26H162L163 27V29L165 30L166 28V30L164 31V30H162V27H161V31H160V29H158V27H156V28H153V27H151V24H152V21L153 20H151V21H149L148 19L150 18L149 17V15L146 17V19L148 20H146V19H144V20H146L147 22H150V24H149V26H145V27H148L147 28V33H146V36L144 37L143 35H144V33H145V28H144V30H143V25H142V23H137V22H135V21H133V22H135L134 24H136V25H134L135 27L133 28V22H132V20L130 19V18H128V19H125V21L124 20H122L123 21V23H124V25H123V30L121 29V35H124V36H126L127 35V33H128V36H129V38L127 37L126 39H127V43L125 42V43H123V45H124V47H127L128 45V48L130 47L132 50L131 51H133V50H135V47L136 46H134L133 44L134 43H132L131 45H130V43L128 44V42H129V40H130V38L131 39H133V40H130V42H132V41H134V42H138V41H136V40H138V39H140L141 38V36L140 35H138V34H143L142 35V40L140 39L139 40V42L140 43H142L143 45H149V47L148 48H151V49H149L150 51H149V55L151 56V58H150V56L148 57V60L145 62V63H141V65L140 66H143V67H145L146 68V66H148L147 68L149 69V71L151 70V72L153 71L154 72V70L156 69V67L158 66L159 68H157V70H159L160 72H161V75L160 76H158L157 75V73L156 74H154L153 73V76L155 75L156 76V78L158 79H160V80H158V82L157 83H155L154 85L151 83V79L149 78L150 77V75H147L146 76V79L148 78L149 79V83H151L152 84V86H153V88H151V86H150V88L149 89H152V91L153 92H150V93H152V94H148L147 93V91L145 92L144 91V93H143V91H139V90H137L138 92H132V91H134V90H131V91H128V89H129V87H123L122 88V91H123V94L120 96V99H119V97H117L118 98V100H115V101H118V103L117 102H115L114 103V106H113V108H116V109H114V110H110V109H108L109 108V106H108V102H107V100H109V96H106V92H105V90H103L102 88H94L95 89V91H93L91 88H89L88 87V89H87V86H89V85H87L86 83H85V85H86V88H85V86H84V84L83 83H80V82H84V81H79V79H78V84H79V87H80V90L78 89V91H80V93H83V94H85L86 93V91H87V94H88V98H86V99H88V101H90V102H88V103H90V104H88V103H86V104H88V107H86V104H83V105H85V108H86V110L89 108V109H91L92 107V112H91V110L88 112H86V116H88V121L87 122H90V124L89 123H87V124H89V126H91L90 127V129H91V135H92V133L93 132H95L92 136L90 135V139L89 140H85V143H84V145H88L87 147L85 146V150H84V152L86 151V155H85V157L86 158H88V161H89V163H86L89 167V169L87 170V166H86V169L84 168V169H82L81 167L82 166H80L79 164L78 165H75V164H77V162H79V161H77V157H76V160L74 161V156H77L78 155V152L76 151V154H74L73 155V153H75V152H73V149L75 148L74 146L78 143H75L74 142V140L73 139H71V137L72 136H74V135H76L77 136V134L76 133H74V132H72L71 134H70V138L66 135V137H65V139L66 140H69V141H71V145L70 144H65V146H66V148L68 147V149H67V151H69L70 152V154H69V156L68 155H64V156H62V166L63 167H60V169H62L63 170V168L64 167H68V169L67 168H65L66 170H63V172L65 173V172H67V175H66V173L64 174L63 172H62V170L59 172H56V174L54 175V176H56L57 177V184L58 185H63V184H60V183H62V182H65V180L66 179H68V178H71L72 180H74L75 181V183L77 184V187H76V190L77 191H75V189H74V191L76 192H74L73 193V203H72V205H71V215H72V213L74 214L73 216H75V217H73V218H75L74 219V221H76L77 220V222L79 223L80 221H81V219L82 218H84L85 217V214H87V212H89V210L93 207V205L95 204V206H98L99 205V203H101L100 205H101V211H99L100 209H99V207H97V211H99V212H101L102 214H104V211L105 212H107V214L109 215L108 216V218L106 219V218H104L103 219V215L101 216V213L99 214V215H96L95 214V209H96V207H93L92 209H91V211L93 212V216L91 215V213L89 212V215H90V217H96L98 220H95L96 222H95V226H98L102 231L99 233L100 234V236L99 237H95L96 235L95 234H98V233H94V234H92V235H94V238L92 237V235H91V239L93 238V241H94V244H95V250L97 249L98 251L97 252H95V250H93V253H95L96 255L95 256H97L96 257V260H98L97 261V264L99 263V264H105L106 263V261L107 262H113L115 259H117V261L119 262L120 260V264H121V262L124 260V258H127V257H131V255H132V251H131V249H133V248H130L131 247V245H133V246H135L136 244L138 245L139 244V242H140V240H142V243L144 242V244H146L147 243V245L149 244V246L150 247H153V248H156V249H158L160 246H163L164 247V244H165V246H167L168 247V250H167V252H166V254H168V255H166L165 254V256H163V258L161 257V259L162 260H165V263L164 264H180L181 262V264H215L214 263V261L215 260H218V262H217V264H264V256L262 257V255H261V253H263L264 254V198H262V195H264V190L263 191H261V192H259L258 191V193H257V195L259 196V197H261L260 198V200H259V197L258 196H255L252 192L251 193H248V198L249 199H254L253 200V203L254 204H252V205H250L249 207H244L245 206V200L244 199H240V200H238V202L240 201L241 203H239L238 205H232V203L230 202V204H229V202L227 201H225V204L227 203V205H225V207L227 206V209L228 210H231V212L230 211H227V212H230V214L232 213L233 215H230L229 216V214L226 212V208L225 207H223V214L224 215H222V214H220V212H222V211H218V209H217V211H210L209 212V209L207 208L206 209V211H205V209H203L204 211L201 213V218H202V216H203V218H205V221H204V223L206 224L205 225V230L207 231H203V230H196V231H199V232H196L197 233V239H196V242H198V243H196V244H193V243H195V241L194 240H192V241H190V242H187V241H184V242H186L185 244H179L178 246H177V248H173V246H171V242H169L170 240L169 239H171V236H170V234L168 233L171 229L169 228L170 227V224H173L174 222H176V223H178V221L180 220V222L178 223V224H180L181 225V222L182 223H184L185 221H182L181 219L182 218H184L182 215V212L180 213V210L179 211H177L176 210V208H174L173 207V205H174V203L172 204L171 202H170V200H175V197H177V196H181V195H183V197L184 196H186V193H190V192H192L193 193V191L194 190H196V191H198L199 189H201V187L202 188H206V185L208 186L207 187V189H205V190H209L210 188H212L214 185V183H213V181H216V177H221L223 174L225 175V172H226V169H225V171H223V169H224V167H223V165H221L222 167L220 168V166L218 165V167H217V164H215L216 166H214V168L216 169V168H220V170L218 169V170H216V172H210L211 170L209 169V168H207L208 166H207V164L208 163H212V162H215L214 160L212 161V159H207V158H210L209 157V155L210 156H215V158L217 157H219L218 155H213V154H215V153H211L212 152V150L214 149V151H215V149H217V148H219V145L218 144H220V147L222 146V149L221 148H219V149H221V150H223V146H228V145H230V149H236V150H238V151H240L239 149H242V148H240V145H243V144H245V147H243V148H246L247 147V140H248V132H247V130H246V128L244 127V120H245V117H243V119H241V118H239V120H243L242 122H241V124H231L230 126H229V132H228V135L227 136H231L232 134V136L230 137V140L231 141H233L234 139H235V137H237L238 138V141L241 139H243V138H241V137H244V139L240 142V144L238 145V148L236 147V146H234V144H233V142H231L228 138L229 137H227V136H225V139H224V141H221L220 139H221V136H220V133H213L214 134V136H210L209 137V135H207V133L206 132H208V128H207V130H206V126H204L203 127V130L200 128V133H201V136L199 137V138H194L193 140H194V142H195V144H196V146L192 143L193 142V140L191 141V142H189V144H188V146H189V150H190V147H193L192 148V150H191V152H189V151H187L186 152V155H187V157H186V155L185 156H182L183 155V153L185 154V152H183L182 153V151H180V149L178 150V144H177V141L175 142V139L173 138V135H172V133L171 132H168V131H170V130H173V129H175L176 128V126H177V123L175 122V116H176V114L175 113H177V110L179 109V104H180V98H181V94L183 93L182 92V88H184V86L183 85H186V84H184L183 82H182V79H183V77H185L184 75H182V73L183 72H181V71H185L184 69H187V68H185V67H187V66H185L186 65V63L188 62V60H187V62H185V64H184V67L182 66V65H180V64H182V61L181 60H183V58L182 59H180L181 57H184V55L183 54H188L189 55V51L191 52V53H193L194 52V49H195V53H193V57L191 58L192 60L194 59V56H196V57H200V58H197L199 61L201 60V62H198L197 63V65L194 63H191V65L193 64V68H192V66H191V68L192 69H194V67L195 68H197L196 66H198V69L199 70H201V65H202V67H204L202 70L203 71H205V75H207L208 76V78L207 79H209L210 80V82L212 83V81H214V83H212V84H215V86L213 87V88H211V89H213V90H211V89H208V90H203V88L205 87V88H209L210 86H213V85H211V83L210 82H208V80L207 79H205L204 77H203V75L202 76H199L198 75V77H200V79L199 78H197L196 76H195V74H197L198 73V69L196 70L197 71V73H193V72H196V71H193V70H191V73L190 74H193V79L194 80H196L197 79V83L199 84H197L196 83V86H195V84H194V87H197L198 86V88H196L195 90H194V94L191 92L192 91V89H191V91H190V86L192 85V83H194V81H193V79L191 78V76L192 75H190L189 74V78H190V80H192L193 82L191 83V85H190V82L189 81H187L188 83L187 84H189V86H185L186 87V89H187V91H190L189 92V94L190 93H192V94H190L191 95V97H190V99L192 98V105H191V107L192 106H195L194 104V102H199L200 101V103H201V106H200V104L199 103H197L196 104V106H198V107H202V111H200V112H198V111H196L195 113L193 112V115H199V117H197L196 119H195V122H197L196 123V126L197 127H201V126H203L202 125V119L204 118V117H206L205 115L207 114V113H209L208 111H210V113L212 114V116H213V107H209V102L211 103V101H210V99H209V101H205V99H207V98H205V97H209L208 96V94H211V96H212V94H214L215 92H216V94H218L220 91L219 90H221V89H223V90H221V91H223V92H225V93H229V94H232V90H235V91H233V92H236L237 93V95H240V94H242V89H240V87H238L237 86V84H235V82L233 81V80H231V78L229 77V75L227 74V71L226 72H224V71H222L223 70V68H222V66L220 67V65H221V63H222V61H221V63H218V61L220 62V60L221 59H219V55H221V54H219V52H221L220 50H223V49H225V46L226 45H223L225 42V38H224V32H222L221 33V31H224L225 29L224 28H226V27H228L229 28V30L230 29H232L231 31H233V29L234 30H237V29H239L237 26L239 25V23L241 22V25L243 26L244 24H245V26L244 27H242L241 25H239V27L241 26L242 27V29H244V31L246 32V35H247V38H249L250 39V37H251V39L252 38H254L255 40H254V42H255V46L256 47H258V50L261 48V46H260V42L258 43V41L257 40H259L260 41V37L261 36H263L262 34L264 33V25L262 26V24H264V4L262 3H260L259 1H263L264 2V0H246L248 3H247V7H245L246 9H244V10H241V12H242V14H239L240 13V10H238L237 9V11H234V13L230 10L231 9V7L234 5L233 3H231L230 4V6H229V2H230V0H207V2L205 1V0ZM234 1H236V0H234ZM245 1V2H246ZM253 2V3H250V2ZM254 1L256 2V3H254ZM5 3L4 5H5V8H4V6H3V8H4V10L6 11L7 9V11L8 12H10V13H13V8H12V6H10L11 5V0H0V4L1 3ZM127 2H128V4L127 5H129V7H132V8H134L135 9V7H136V4H135V2L134 1H132V0H127ZM131 2V3H130ZM133 2V3H132ZM209 2V3H208ZM212 2V3H211ZM226 2V3H225ZM228 2V3H227ZM231 2H233V1H231ZM245 2H243V1H240V0H237V2H235L236 4H238V3H240V4H238V6H245L246 5V3ZM182 2H180V4H181ZM205 3V4H204ZM224 3H225V5H226V7H225V5H224ZM242 3H244V4H242ZM204 4V5H203ZM212 4V5H211ZM222 4H223V6H222ZM228 4V5H227ZM233 4V5H232ZM248 4L250 5V6H248ZM207 5H209V7L207 6ZM232 5V6H231ZM253 5V6H252ZM260 5L262 6V8L263 9H258L257 7H260ZM134 6V7H133ZM200 6V7H199ZM203 6H207L206 7V9L203 7ZM227 7H230V9L229 8H227ZM249 7H251V9L249 8ZM132 8L130 9V11L132 10ZM182 8V7H181ZM188 8V9H187ZM195 10H194V9ZM202 8H204V10H205V14H199L198 12H199V10L202 12L203 11V9ZM225 9V8H227V9H225L224 11H222V9ZM239 8H242V7H239ZM249 8V9H248ZM254 8V9H253ZM185 9V10H184ZM192 10L193 12H188V10ZM220 9H221V11H220ZM257 9V10H256ZM4 10L3 9H1V5H0V14L2 13L1 11H3L4 12ZM176 10V11H175ZM197 10V11H196ZM211 10V11H210ZM250 12H252V13H250ZM262 10H263V12H262ZM133 11H135V10H133ZM158 11V10H157ZM177 11H180V12H178L177 13ZM187 11V12H186ZM195 11H196V13H195ZM206 11L208 12V13H206ZM239 11V12H238ZM245 13H244V12ZM246 11H248L249 12V15H248V12L246 13ZM183 12V13H182ZM186 12V13H185ZM213 12H214V15H213ZM226 12H228V13H226ZM173 13H177V16L179 17L178 18V21L174 18L175 16H174V14ZM181 13V14H180ZM189 13V14H188ZM195 13V14H194ZM228 15L229 13V16H227L226 14ZM235 13H237V14H239L240 16H238V15H235ZM244 13V14H243ZM262 13V14H261ZM5 13H3V15H4ZM179 14V15H178ZM186 15V17H185V15ZM192 14V15H191ZM197 14V15H196ZM251 14H252V16H251ZM258 14V15H257ZM2 15V16H3ZM171 17H173V18H170V16ZM183 15V16H182ZM194 15V18H196V16L198 17V16H200L199 18H198V20L199 21H201L203 24H202V27H200L201 28V30H198V31H193L192 32V21H193V19H192V21H190L191 20V18H192V16ZM205 15V16H204ZM226 15V16H225ZM242 15V16H241ZM182 16V17H181ZM233 16V17H232ZM149 17V18H148ZM185 17V18H184ZM191 17V18H190ZM205 17V18H204ZM210 17H212V18H210ZM224 17V18H223ZM241 17V18H240ZM250 17V18H249ZM182 18V19H181ZM184 18V19H183ZM200 18H202V20L200 19ZM225 18H226V20H225ZM229 18V19H228ZM235 18H237V20L238 21H236L235 20ZM243 18V19H242ZM186 19V20H185ZM234 20V21H232V20ZM241 19V20H240ZM254 19H255V21H254ZM0 20H1V16H0ZM169 20H172L171 21V24L169 25ZM175 20V21H174ZM183 20H185V21H183ZM189 20V21H188ZM230 20V21H229ZM245 20H247V21H245ZM252 20V21H251ZM257 20V21H256ZM126 21L129 23L130 22V24H129V26L127 25L128 23H126ZM145 21V22H146ZM166 21H167V23H166ZM186 21H188L187 23H186ZM208 23H207V22ZM228 21V22H227ZM236 21V22H235ZM121 22V21H120ZM131 22H132V26H131ZM146 22V23H147ZM175 22V23H174ZM178 22V23H177ZM181 22L183 23L184 22V27H186V29L183 31L182 30V26H179V23L181 24ZM189 22H190V25H189ZM213 22V23H212ZM219 22V23H218ZM230 22H232V23H230ZM237 22H239V23H237ZM247 22H249V23H247ZM254 22H258V23H256L257 25H255V23ZM122 23V24H123ZM126 23V24H125ZM228 23V24H227ZM248 25H247V24ZM174 24H175V26H174ZM186 24V25H185ZM188 24V25H187ZM210 24V25H209ZM211 24H212V26H211ZM227 24V25H226ZM236 24H238V25H236ZM254 24V25H253ZM169 25V26H168ZM204 25H207V27L208 26H210V27H206V26H204ZM226 25V26H225ZM235 25V26H234ZM251 25H252V27H251ZM128 26V27H127ZM167 26V27H166ZM204 26V27H203ZM247 26H249V27H247ZM130 27V28H129ZM141 27V28H140ZM179 27V28H178ZM216 27V28H215ZM221 28V30H220V28ZM241 27H240V31H241V34H242V36H244V34L245 33H243L242 31L243 30H241ZM122 28V27H121ZM125 28V29H124ZM133 28V29H132ZM136 28H137V30H136ZM139 28V29H138ZM171 28V29H170ZM173 28H174V30H173ZM210 28H212V29H210ZM246 28H247V30H248V28L250 29V30H248L249 32H250V34H249V32L248 31H246ZM131 29V30H130ZM169 29V30H168ZM176 29H178V30H176ZM188 29V30H187ZM202 29H204V30H208V31H202ZM218 29H219V31H218ZM224 29V30H223ZM132 30H134V31H132ZM139 30V31H138ZM159 30L162 34H163V36H162V34L160 33V35H158L157 34V31ZM172 30V31H171ZM181 30H182V33H180L181 32ZM187 30V31H186ZM211 30V31H210ZM237 31L238 33L237 34H239V35H241L240 34V31ZM130 33H129V32ZM158 31V32H159ZM162 31H164V32H162ZM170 31V32H169ZM177 31H178V33H177ZM210 31V32H209ZM218 33H217V32ZM133 32H138L137 34H134ZM183 32H187L186 33V35L185 34H183ZM191 32V33H190ZM201 32V33H200ZM206 32V33H205ZM209 32V33H208ZM212 32H215V33H213V35H212ZM220 32V33H219ZM168 33V34H167ZM170 33V34H169ZM179 34L180 36H178L177 34ZM189 33V34H188ZM196 33V34H195ZM204 33V34H203ZM207 33L209 34L208 35V38H207ZM211 33V34H210ZM130 34V35H129ZM173 34V35H172ZM194 34V35H193ZM218 34V36H216ZM223 34V36H221ZM138 37H140V38H138L137 39V36ZM188 35V36H187ZM193 35V36H192ZM197 35H200L201 37H199L198 38V36L196 37ZM213 36L214 38H216L215 39V42H217V45L219 46V47H223V48H219L218 46L217 47H215L214 49H209L211 46H209V44L208 45H206L205 43L206 42H210V37L209 36ZM131 36V37H130ZM175 36V37H174ZM190 36V37H189ZM206 36V37H205ZM212 36H211V38H212ZM221 36V37H220ZM249 36V37H248ZM134 37V38H133ZM144 37V38H143ZM159 37H160V39H159ZM168 38V39H166V38ZM170 37H171V39H170ZM189 37V38H188ZM195 37V38H194ZM246 36H244V38H245ZM163 38V39H162ZM174 40H173V39ZM188 41H186L185 39ZM201 38V39H200ZM223 38V39H222ZM259 38V39H258ZM136 39V40H135ZM154 39V40H153ZM179 39H181V40H179ZM182 39H183V41H182ZM195 39V40H194ZM196 39H198V40H196ZM204 39H208L207 41L206 40H204ZM221 39L222 40H224L223 42L224 43H222V41H221ZM146 40V41H145ZM154 42H153V41ZM169 40H171V41H169ZM152 41V42H151ZM177 41L179 42V43H177ZM166 42V43H165ZM186 42L188 43V45H185L186 44ZM202 42V44L204 45L205 44V46L203 47V45L201 44L200 45V43ZM221 42V43H220ZM257 42V43H256ZM174 43H176V44H174ZM182 43V44H181ZM183 43H185L184 45H183ZM191 43V44H190ZM197 43V44H196ZM151 44V45H150ZM164 44H166V45H164ZM170 44V45H169ZM193 44V45H192ZM211 44V43H210ZM140 45V44H139ZM153 45V46H152ZM155 45V46H154ZM172 45V46H171ZM173 45H174V47H173ZM177 45H179V47L177 46ZM199 45V46H198ZM212 45V44H211ZM132 46H134V47H132ZM157 46V47H156ZM170 46V47H169ZM187 46H189V47H187ZM201 46V47H200ZM156 47V48H155ZM169 47V48H168ZM178 49H177V48ZM181 47V49L179 50V48ZM191 47H194V48H191ZM208 49H207V48ZM260 47V48H259ZM127 48V49H128ZM189 48V50H187ZM191 48V49H190ZM216 48H218V49H216ZM123 49V48H122ZM127 49L126 48H124V52H127ZM166 49V50H165ZM168 49V50H167ZM177 51H175V50ZM197 49V50H196ZM201 49H205V51H204V54L202 55V53H203V50H201ZM208 51H207V50ZM171 50V51H170ZM193 52H192V51ZM214 50H215V52L217 51V53L219 54L218 55V57H217V53L215 54L214 53ZM130 51V52H131ZM176 53H175V52ZM184 51H187V52H185L184 53ZM260 52H261V54L260 55H262V53L264 54V51H263V48H261L260 50H259ZM123 52V50H122V57H124V58H126V57H129L130 55V53H129V49H128V52L125 54ZM150 52H154L153 53V55H156L155 54V52H157V54L158 53H160V54H158L157 56H153L152 55V53L150 54ZM164 54H162V53ZM171 52V53H170ZM173 52V53H172ZM181 52V53H180ZM206 52V53H205ZM259 52V53H260ZM133 53V52H132ZM179 53V54H178ZM183 53V54H182ZM210 53H211V55H210ZM212 53H214V54H212ZM222 53V52H221ZM177 54V55H176ZM182 54V55H181ZM195 54V55H194ZM198 54V55H197ZM125 55H127V56H125ZM133 55V54H132ZM163 55V56H162ZM180 55V56H179ZM207 55V56H206ZM210 55V56H209ZM166 56V57H165ZM185 56H187V55H185ZM206 56V57H205ZM213 58H212V57ZM157 57V58H156ZM162 57H164V58H162ZM171 57V58H170ZM177 57H180V58H177ZM130 58H132L131 56H130ZM177 58V59H176ZM206 58V59H205ZM163 59V60H162ZM166 59V60H165ZM169 59V60H168ZM174 59V60H173ZM196 59V60H197ZM160 60V61H159ZM167 60H168V62H170V64L167 62ZM171 60V61H170ZM173 60V61H172ZM176 60V61H175ZM179 60V61H178ZM190 60V59H189ZM197 60V61H198ZM204 60H206V61H204ZM218 60V61H217ZM153 62V63H152ZM164 62V63H163ZM192 62V61H191ZM193 62H194V60H193ZM215 62H216V64H215ZM166 63V64H165ZM172 63V64H171ZM173 63H174V65H173ZM178 63V64H177ZM184 63V62H183ZM201 63V64H200ZM203 63V64H202ZM177 64V65H176ZM200 64V65H199ZM217 66V68L215 67V65ZM132 65H134V64H132ZM168 65V66H167ZM172 65H173V67H172ZM195 65V66H194ZM209 65H210V67H209ZM218 65H219V67H218ZM261 65H264V62H259V67L261 68V73H264V66H261ZM155 66V67H154ZM162 66V67H161ZM180 67H183L184 69L182 70H179L180 69ZM213 67V68H212ZM170 68H172V69H170ZM177 68V69H176ZM219 69V70H217L216 71V69ZM165 70V71H163V70ZM204 69H209V73L207 72V70H204ZM213 69V70H212ZM133 70H136L135 69V67L133 68ZM222 72V74H221V76H220V72ZM167 72H169V73H167ZM177 72V73H176ZM200 72H202V71H200ZM207 72V73H206ZM138 73V72H137ZM136 73V74H137ZM150 73V72H149ZM202 73V74H203ZM216 73H218V74H216ZM224 73V74H223ZM201 74V73H200ZM225 74H226V76H225ZM163 75V76H162ZM177 75V76H176ZM225 76L226 78H228L227 80H230V81H228V82H225L226 84H224L223 83V81H225L224 79H221L220 77H223V76ZM154 76V77H155ZM179 76H181V81H180V77ZM183 76V77H182ZM213 76L217 79H219L218 80V82H217V80L215 79V78H213ZM217 76V77H216ZM141 77V76H140ZM163 77V78H162ZM164 77H166L165 79H164ZM179 77V78H178ZM202 77V78H201ZM210 77V78H209ZM176 78V79H175ZM230 78V79H229ZM145 79V80H146ZM161 79H164L163 80V82L161 81ZM201 81H199V80ZM201 79H203V81L201 80ZM144 80V81H145ZM170 80V81H169ZM179 80V81H178ZM187 80H189V79H187ZM166 81H168V82H166ZM184 81H185V78H184ZM175 82V83H174ZM196 82V81H195ZM230 82V83H229ZM147 83H148V81H147ZM148 83V84H149ZM161 83H162V85H161ZM186 83V82H185ZM80 84H83V86L82 85H80ZM146 84V83H145ZM147 84V85H148ZM159 85V86H155V85ZM169 84V85H168ZM174 84V85H173ZM168 85V86H167ZM180 85V86H179ZM210 85V86H209ZM219 85V86H218ZM165 86H167V87H165ZM173 86V87H172ZM178 86V87H177ZM193 86V85H192ZM191 86V87H192ZM223 87V88H219V87ZM227 86V87H226ZM83 87H84V89H83ZM165 87V88H164ZM181 87V89H179ZM203 87V88H202ZM83 90H82V89ZM124 88H128L127 89V91H126V89H124ZM143 88V87H142ZM144 88H146L145 86H144ZM144 88L142 89V90H144ZM193 88V87H192ZM218 88V89H217ZM86 89V90H85ZM163 89H165V90H163ZM171 89H173L172 90V92H171ZM189 89V90H188ZM194 89V88H193ZM214 89H217V90H214ZM89 90H90V92H89ZM92 90V91H91ZM198 90V91H197ZM209 90H211L212 91V93L211 92H209ZM84 91H85V93H84ZM98 91V92H97ZM101 93H100V92ZM178 91V92H177ZM203 91V92H202ZM227 91V92H226ZM93 92V94H94V92H95V95H93V94H91ZM132 92V93H131ZM155 92V93H154ZM165 92H166V94H165ZM196 92V93H195ZM100 93V94H99ZM104 93H106L105 95H104ZM158 93V94H157ZM177 93V94H176ZM205 93H207V94H205ZM82 94V95H83ZM96 94H98L97 96H96ZM141 94H143L142 96H141ZM154 94V95H153ZM205 94V95H204ZM93 95V97H91ZM100 95V96H99ZM192 95H193V97H192ZM68 96V95H67ZM87 96V95H86ZM85 96V97H86ZM96 96V97H95ZM163 98H161V97ZM164 96V97H163ZM176 98H175V97ZM202 96L204 97V99L202 98ZM81 97H83V96H81V94L79 95V98H80V100H84L85 99V97H83V98H81ZM91 97V98H90ZM100 97H101V99H100ZM106 97V98H105ZM218 97V96H217ZM93 98V99H92ZM116 98V99H117ZM196 98L197 99H199V101L198 100H196ZM210 98V97H209ZM85 99V101L87 102V100ZM102 99H104V100H102ZM107 99V100H106ZM159 99H161V101L159 100ZM126 100V101H125ZM129 100V101H128ZM132 100V101H131ZM177 100V101H176ZM201 100L203 101V103L201 102ZM208 100V99H207ZM94 101V102H93ZM100 101V102H99ZM107 103H105V102ZM151 101L152 102H154V103H151ZM159 101V102H158ZM169 103H168V102ZM172 101V102H171ZM20 102V100H17L16 101V104H18ZM84 102V101H83ZM82 102V103H83ZM107 105V106H103V104L104 103ZM109 102H110V100H109ZM127 102V103H126ZM132 102H135V104L134 103H132ZM85 103V102H84ZM95 103V104H94ZM100 103H101V105H100ZM117 103V104H116ZM125 103V104H124ZM166 103V104H165ZM172 103V104H171ZM206 103V104H205ZM120 104V105H119ZM125 106H124V105ZM127 104V105H126ZM128 104H129V106H131L132 104V106L129 108V106H128ZM203 104V105H202ZM91 105H93V106H91ZM98 107H100V108H98ZM149 105V106H148ZM170 105V106H169ZM173 105V106H172ZM91 106V107H90ZM120 106V107H119ZM195 106V107H196ZM221 106V105H220ZM224 106V105H223ZM84 107V106H83ZM96 107H97V109H96ZM127 107V108H126ZM133 107V108H132ZM136 107V108H135ZM151 107V109H149ZM194 107V108H195ZM84 108V109H85ZM102 108V109H101ZM104 108H106V109H104ZM148 108V109H147ZM199 108V110H201ZM207 108H209L208 110H206ZM211 108H213V109H211ZM221 108H223L224 110L225 109H227L226 107H222L221 106ZM258 109H256V114H257V116L259 117V118H261L262 119V121L261 120H259V118H258V120L259 121H261L262 122V125H264V101H262V103L260 104V106L259 107H257ZM95 109V110H94ZM128 109V110H127ZM135 109V110H134ZM175 110V112H173V111H171V110ZM192 109V108H191ZM95 112H94V111ZM110 110V111H109ZM128 111V113H126L127 111ZM192 110H194V109H192ZM96 111L97 112H99V114L98 113H96ZM126 111V112H125ZM214 111L215 112H217V109H214ZM222 111V110H221ZM220 111V112H221ZM110 112H111V114H110ZM118 112V113H117ZM136 112H137V114H136ZM156 112V113H155ZM159 112V113H158ZM169 112H172V113H169ZM198 112V113H197ZM204 112V113H203ZM206 112V113H205ZM219 112V111H218ZM217 112V113H218ZM92 113V114H91ZM118 114V115H114V114ZM146 113H148V114H146ZM168 113V114H167ZM200 113H201V115H200ZM210 113L208 114V116L207 117H209V115H210ZM96 114H98V115H96ZM102 114V115H101ZM110 114V115H109ZM122 114V115H121ZM131 114V115H130ZM140 114H141V116H140ZM220 114V113H219ZM90 115V116H89ZM94 115V116H93ZM100 115V116H99ZM106 115V116H105ZM109 115V116H108ZM114 116V118L112 117V116ZM143 115V116H142ZM145 115H147V116H145ZM221 115H222V117H221ZM91 116H93V118L91 117ZM111 116V117H110ZM118 116V117H117ZM130 116V117H129ZM145 116V117H144ZM162 116V117H161ZM172 116H173V118H172ZM201 116H204L203 118L201 117ZM212 116H210V118L212 117ZM263 116V117H262ZM105 117V118H104ZM106 117H108V118H106ZM169 117V118H168ZM206 117V118H207ZM214 117V116H213ZM23 118H25V122H24V126H26V130H25V132H23V133H21V147L22 148H24V151L26 152V153H28L29 151V153L26 155L27 157V162H26V166L24 167V173H30L32 170H33V160H31L30 158H31V151H32V149H31V147L30 146H32V142L34 141L35 142V140H37L39 137H40V129L36 126V123L34 122V119H32V117H28V115L26 114L25 115V117H23ZM90 118V119H89ZM97 118V119H96ZM126 118V119H125ZM131 118V119H130ZM139 118V119H138ZM206 119L205 121H206V123L207 124H210L213 128L216 126L215 125V123H216V121L217 120H221L222 122H224V124H228L229 125V123L227 122V118H226V116H225V112L223 111L222 112V114H220L219 115V117H217V118H215L214 117V120H215V123H214V121H212V119ZM99 119V120H98ZM101 119H105V120H101ZM111 120V121H109V120ZM137 119H138V121H137ZM172 119V120H171ZM94 123H91V121ZM108 120V121H107ZM127 120V121H126ZM144 120V121H143ZM173 121V122H171V121ZM210 120H211V122H210ZM95 121H97V122H95ZM125 121V122H124ZM166 121H167V123H166ZM177 121V120H176ZM103 122V123H102ZM105 122H107V125L105 124ZM112 122V123H111ZM118 122V123H117ZM127 122V123H126ZM140 123L141 125H142V129H143V131H139L138 132V129H136V128H133L135 125V123ZM144 122V123H143ZM226 122V123H225ZM234 122L235 123H237V121H235L234 120ZM114 123V124H113ZM164 125H163V124ZM175 123V124H174ZM110 124V125H109ZM173 124H174V126H173ZM254 124V127H256V126H261V123H257V122H255V123H252V125ZM256 124V125H255ZM257 124H259V125H257ZM127 125V126H126ZM144 125V126H143ZM166 125V126H165ZM94 126V127H93ZM106 126V127H105ZM114 126V127H113ZM173 126V127H172ZM122 127H123V129H122ZM166 127V128H165ZM170 127H171V129H170ZM102 128V129H101ZM107 128V129H106ZM164 128V129H163ZM231 128V129H230ZM232 128H233V130H232ZM105 129H106V132H105ZM125 129V130H124ZM132 129H133V131H132ZM166 129H168V130H166ZM102 130V131H101ZM121 130V131H120ZM136 130V131H135ZM75 131V130H74ZM123 131V132H122ZM131 131V132H130ZM103 134H102V133ZM147 132V133H146ZM163 132H165V133H163ZM167 132V133H166ZM232 132V133H231ZM118 133H119V135H118ZM131 134V135H129V134ZM179 133V132H178ZM97 134V135H96ZM135 134H136V136H135ZM165 134V135H164ZM169 134V135H168ZM246 134H248V135H246ZM96 135V136H95ZM105 135H107V136H105ZM128 136L129 137V139H128V137H124V136ZM163 135V136H162ZM75 136V137H76ZM119 138H118V137ZM121 136H123L122 137V139L120 138ZM162 136V137H161ZM175 136H177V133H176V135ZM235 136V137H234ZM246 136V137H245ZM107 137V138H106ZM134 137V138H133ZM140 139H139V138ZM158 137V138H157ZM161 137V138H160ZM172 137V138H171ZM181 137V135H180V133H179V135L176 137V139H179ZM68 138V139H67ZM128 140H127V139ZM171 138V139H170ZM233 138V139H232ZM240 138V139H239ZM78 138H75V141L77 140ZM100 139V140H99ZM119 139V140H118ZM134 139H135V141H134ZM137 139V140H136ZM149 139V140H148ZM159 139V140H158ZM207 139V140H206ZM73 140V141H72ZM106 140H107V144H106ZM140 140V141H139ZM153 140H155V143L153 144ZM200 140H201V143L199 144V142H200ZM211 140H213L212 142H211ZM229 140V141H228ZM68 141V142H69ZM78 141V140H77ZM90 141H92V142H90ZM95 141V142H94ZM100 141V142H99ZM125 142V143H123V142ZM137 141H138V143H137ZM144 141V142H143ZM145 141H147V143L148 144H144L145 143ZM165 141V142H164ZM171 141V142H170ZM226 141V143H225V145H224V142ZM67 142V143H68ZM115 144H114V143ZM129 142H131V143H129ZM132 142H135V143H132ZM82 143V144H83ZM88 143V144H87ZM90 143V144H89ZM102 143V144H101ZM159 143V144H158ZM161 143V144H160ZM162 143H164V145L162 144ZM167 143H169V144H167ZM172 143V144H171ZM176 145H175V144ZM211 143H215L214 144V146H216L217 145V147H213V149H212V146H211ZM218 143V144H217ZM80 144V143H79ZM79 144H77L76 145V147L79 145ZM93 144V145H92ZM101 144V145H100ZM105 144V145H104ZM143 145V148H142V145ZM157 144V145H156ZM190 144H192V146L190 145ZM210 144V146H209V148L211 149V152L209 153V148L207 147L208 145ZM100 145V146H99ZM107 145H109V146H107ZM112 145V146H111ZM114 145H116V146H114ZM132 145V146H131ZM165 146V148H166V150H165V148L163 147L162 148V146ZM172 145V146H171ZM199 146V149H198V146ZM91 146V147H90ZM141 146V147H140ZM101 147V148H100ZM129 147H132V148H129ZM159 147V148H158ZM196 147H197V149H196ZM207 147V148H206ZM79 148V147H78ZM86 148H89V150L88 149H86ZM96 148V149H95ZM139 149V150H137V149ZM171 148V149H170ZM204 150H203V149ZM113 149V151H111ZM115 149V150H114ZM133 149L135 150V151H133ZM145 149V150H144ZM163 149H164V151L165 152H163ZM174 149V150H173ZM202 149V150H201ZM205 149H207V150H205ZM75 150V149H74ZM76 150H77V148H76ZM109 152L110 151V153H108L107 151ZM123 150V151H122ZM221 150H219L218 152H220V155H223L224 153L221 151ZM246 150L247 151H243V153H245V154H241V155H250L251 154V152H250V148H249V150H248V148H246ZM103 151V152H102ZM126 151V152H125ZM132 151H133V153H132ZM140 151V152H139ZM160 151H162L163 152V154H160L161 152ZM169 151H170V153H169ZM176 152V153H174L175 155H173V152ZM179 151H180V153H179ZM193 151V152H192ZM204 151V152H203ZM209 153V155H208V153ZM69 152H67V154L69 153ZM89 152V153H88ZM98 152V153H97ZM108 153L109 155H107L106 153ZM113 152H114V154H113ZM142 152H145V154L146 155H143V154H141ZM172 152V153H171ZM216 152V151H215ZM221 152H222V154H221ZM88 153V154H87ZM93 153V154H92ZM94 153H95V155H94ZM97 153V154H96ZM159 153V154H158ZM167 153H168V156H169V159H168V157H167ZM190 153H191V155H190ZM200 154V156H202V160H200V157L198 156L199 154ZM206 153V154H205ZM122 154V155H121ZM166 154V155H165ZM176 154L178 155V156H176ZM216 154H217V152H216ZM73 155V156H72ZM111 155L112 156H114L113 158H115V159H113L112 157H111ZM117 155V156H116ZM120 155V156H119ZM160 155V156H159ZM170 155L171 156H173V157H170ZM188 155H190V161H189V159H186V158H189V156ZM196 155V157H194ZM203 155H205V157H206V159L203 157ZM103 156H105L104 158H105V160H104V158H103ZM119 156V157H118ZM180 156V157H179ZM182 156V157H181ZM68 157V158H67ZM73 157V158H72ZM93 157V158H92ZM124 157V158H123ZM126 157V158H125ZM129 157V158H128ZM146 157H147V159H146ZM153 157H159L158 159H160L159 161H157L158 159L157 158H154L153 159ZM165 157H167L166 159H165ZM179 159H178V158ZM29 158V159H28ZM64 158L66 159V162H65V160H64ZM143 158V159H142ZM175 158H177V159H175ZM192 158H194V159H192ZM215 158H213V159H215ZM226 158H229V156L227 155L226 156ZM69 159V160H68ZM99 159H100V161H99ZM101 159H103V160H101ZM145 159V160H144ZM155 159H157L156 161H155ZM167 159H168V165L170 164H172L171 166L169 165V166H164L163 165V161H164V163H167L166 161H167ZM192 159V160H191ZM196 159V160H195ZM198 159V160H197ZM68 160V161H67ZM70 160H72V161H70ZM108 160V161H107ZM117 160H119V161H117ZM136 160V161H135ZM147 160V161H146ZM166 160V161H165ZM178 160V161H177ZM209 160V162H207ZM70 161V162H69ZM77 161V162H76ZM91 161V162H90ZM99 161V162H98ZM131 161V162H130ZM154 161V162H153ZM170 161V162H169ZM188 161V163H186ZM194 161H196L195 163H193ZM197 161H199L198 163H197ZM202 161L204 162L203 164H202ZM64 162V163H63ZM68 162V163H67ZM98 162V163H97ZM105 163V164H103V165H101L102 163ZM108 162V163H107ZM119 164H118V163ZM122 162H125L124 164L122 163ZM158 162V163H157ZM176 162V163H175ZM207 162V163H206ZM11 163V161L9 160V163L8 164H10ZM67 163V164H66ZM92 165H91V164ZM115 163H116V166H115ZM132 163V164H131ZM151 163V164H150ZM194 164V166H193V164ZM206 163V164H205ZM90 164V165H89ZM127 164H129V165H127ZM178 164V165H177ZM202 164V165H201ZM66 165V166H65ZM109 165H111L110 166V168H109ZM123 165V166H122ZM125 165H127V166H125ZM153 165V166H152ZM163 165V166H162ZM167 165V164H166ZM192 165V166H191ZM201 165V168L203 169H200L199 168V166ZM71 166L73 167V166H75V167H73V168H76L77 166V168L78 169H75L76 170V172H77V170H79L80 168V172L78 171L77 173L76 172H72V170L73 169H71ZM102 166H104V168L102 167ZM108 166V167H107ZM115 166V167H114ZM121 166V167H120ZM133 166V167H132ZM157 166V167H156ZM162 166V167H161ZM203 166L205 167V169L203 168ZM128 167H130V168H128ZM148 167V168H147ZM251 167V166H250ZM115 168V169H114ZM150 168H152V169H150ZM180 168V169H179ZM207 168V169H206ZM71 169V172L69 173V170ZM156 169H157V172H156ZM161 169V170H160ZM164 169V170H163ZM167 171H166V170ZM171 169V170H170ZM174 169V170H173ZM182 169H183V171H182ZM199 169H200V171H199ZM152 170V171H151ZM202 170V171H201ZM206 170V171H205ZM160 171V172H159ZM181 171H182V174H181ZM204 171V172H203ZM218 171H220V172H218ZM178 172V173H177ZM62 173H63V175H62ZM81 173H82V175H81ZM105 173V174H104ZM114 175H113V174ZM126 173H128V174H126ZM158 173V174H157ZM167 173V174H166ZM176 173V174H175ZM185 175H184V174ZM58 174V175H57ZM60 174L63 176V179H64V181L62 180V176H60ZM105 176H104V175ZM151 174V175H150ZM173 174V175H172ZM179 174H180V176H179ZM188 174V175H187ZM210 174H212V175H210ZM109 175H110V177H109ZM138 175H140V176H138ZM157 175V176H156ZM177 175V176H176ZM60 176V177H59ZM66 176V177H65ZM94 176V177H93ZM105 177V179H104V177ZM127 176V177H126ZM149 176H151V177H149ZM152 176H153V178H152ZM154 176H155V178H154ZM184 176H185V178H184ZM211 176H213V177H211ZM68 177V178H67ZM81 177H83V180H82V182H81V180H80V182H78L79 181V179H81ZM142 177V178H141ZM180 177H181V179H180ZM78 178V179H77ZM96 178V179H95ZM102 178H103V180L106 182L105 184H104V182H102L103 180H102ZM111 178V179H110ZM122 178H129V182H132L131 183V188L133 187V188H135L136 189V191H138V195L137 194H134V192H131V191H127L128 190V188H124L125 186V184L124 183H122L123 182V180L124 179H122ZM137 178H140L142 181H143V183H145V184H143V190H141L140 191V189L141 188H138L139 187V184H138V179ZM157 178H158V180H157ZM161 178V179H160ZM163 178V179H162ZM166 178V179H165ZM167 178H169V179H167ZM211 178H213V179H211ZM59 179V180H58ZM91 179V180H90ZM93 179V180H92ZM262 179H263V181H264V173H263V177H262ZM116 180V181H115ZM119 180V181H118ZM121 180H122V182H121ZM157 180V181H156ZM163 182H161V181ZM92 181V182H91ZM109 183H108V182ZM113 181V182H112ZM114 181L115 182H117V183H114ZM165 181H169L168 183L166 182L165 183ZM182 181H184V182H182ZM187 183H186V182ZM89 182V183H88ZM112 182V183H111ZM160 182H161V184H163V185H161L160 184ZM172 182V183H171ZM174 182V183H173ZM189 182H190V184L191 185H193L194 186V188H196V187H200L198 190L197 189H193V187L191 188V185L189 186ZM79 183V184H78ZM83 185H81V184ZM109 185H108V184ZM111 183V184H110ZM212 184V185H210V184ZM94 185V186H92V185ZM124 184V185H123ZM132 184H133V186H132ZM153 184V185H152ZM171 184V185H170ZM160 185V186H159ZM170 185V186H169ZM81 186L82 187H84V188H82L81 190H80V188H81ZM109 186H112V188H114V192L113 193H115V194H112V195H114L113 197H114V201L111 199L112 198V196H111V194H110V196H109V201H105V199H101V197L103 198L104 197V194H105V196L107 197L108 196V194H109ZM116 186V187H115ZM164 188H163V187ZM166 186H169V187H166ZM187 186H189V187H187ZM90 187V188H89ZM101 187V188H100ZM104 187H107V189L106 188H104ZM119 187H120V189H119ZM187 187V188H186ZM45 188H48V184H45L44 185V188H43V190L45 189ZM149 188V189H148ZM186 188V189H185ZM191 188V189H190ZM84 189V190H83ZM86 189V190H85ZM96 189H98V192H96L97 190ZM99 189H102L101 190V192H100V190ZM104 189V190H103ZM122 189H124V190H122ZM130 189V188H129ZM165 189V190H164ZM176 189H179V190H176ZM184 189V190H183ZM96 190V191H95ZM105 190H107V191H105ZM117 190V193L115 192ZM123 192H122V191ZM170 190H172V191H170ZM174 190V191H173ZM191 190V191H190ZM202 191L201 192H203L204 191V189H201ZM85 191H86V193H85ZM84 193V195H83V193ZM94 192H95V194H94ZM107 194H106V193ZM128 192V193H127ZM78 193V194H77ZM94 194L93 195V197H91L92 196V194ZM122 193V194H121ZM260 193V194H259ZM74 194L77 196H74ZM97 195V196H96ZM103 195V196H102ZM190 195H193V194H190ZM190 195H188V196H190ZM33 196H35V195H33ZM55 195H54V193H53V186H50V190H48V192L46 193V192H43V195L42 196H40L39 194H37V196L36 197H27V201L25 202V200H24V198L23 199H20V200H15V201H10V202H3V204L1 203L0 204V206H1V208H0V217L1 216H3V218L5 219L4 220V222H5V231H6V235H7V237L9 238V239H7V243H6V239H5V237H4V235H3V233H0V244H3V246L4 247H2L1 248V246H0V264H33V262L35 263V264H39V260H41V262H40V264H44V263H46L47 261V263L46 264H58L57 263V261H58V259H60L61 257H60V255L61 256H63V253H67L68 252V250L69 249H72V248H74L76 245H78V242L79 241H81V239L83 238L84 239V236L85 235H81V236H79L80 235V230L82 229V225L83 224H81V222L79 223V225H77L78 227H72V226H70V228H71V230H70V228L68 227H66V225L64 226V221L63 220H65V218H66V214H64V213H60L59 211H57V204H58V198H56V197H54ZM129 196V197H128ZM100 197V198H99ZM111 197V198H110ZM165 197L167 198V199H165ZM171 197V198H170ZM172 197H174L173 199H172ZM256 197H258V199L256 198ZM264 197V196H263ZM39 200H38V199ZM85 198V199H84ZM122 198V199H121ZM162 198H163V200H162ZM169 198H170V200H169ZM56 199H57V201H56ZM76 201H75V200ZM120 199V200H119ZM256 199L258 200V201H256ZM24 200V201H23ZM38 200V201H37ZM95 200V201H94ZM99 202H98V201ZM162 200V201H161ZM166 200V201H165ZM244 200V201H243ZM35 201V202H34ZM89 201V202H88ZM111 201V203H112V206H110L109 205V202ZM163 201H165V202H163ZM169 201V202H168ZM256 201V202H255ZM41 202V203H40ZM90 202H92V203H90ZM98 202V203H97ZM108 202V203H107ZM114 202V203H113ZM237 202V203H238ZM262 202V204H261V206L259 207L258 206V209H256L257 208V205L258 204H260ZM38 203V204H37ZM57 203V204H56ZM110 203V204H111ZM136 203H138V204H136ZM167 203H169V204H167ZM171 203V204H170ZM41 204V205H40ZM56 204V205H55ZM74 204V205H73ZM77 204V205H76ZM104 204H108V206L106 207ZM164 204H166L165 206H164ZM167 205H170V206H167ZM172 205V206H171ZM242 205V206H241ZM41 206H43L42 208H41ZM75 206V207H74ZM104 206V207H103ZM140 208H139V207ZM231 206V207H230ZM234 206V207H233ZM238 207V206H241V207H244V209H246V210H248L247 212L246 211H243V210H237V208H235V207ZM54 207V208H53ZM105 207H106V210H105ZM170 209H169V208ZM171 207H172V209H171ZM254 207H256V208H254ZM45 208H48V209H45ZM55 208H57V209H55ZM82 208V209H81ZM112 208V209H111ZM204 208V207H203ZM232 208H234V210L232 211ZM85 209V210H84ZM141 209V210H140ZM226 209V210H225ZM252 209H254V210H252ZM77 210V211H76ZM166 210V211H165ZM168 210V211H167ZM172 210V211H171ZM173 210H174V212H173ZM222 210V209H221ZM225 210V211H224ZM251 210H252V212H251ZM255 210H257L258 212H256ZM87 211V212H86ZM95 211V212H94ZM110 211V212H109ZM243 212L241 215H242V218H241V216H239L238 215V212ZM256 213H255V212ZM64 212V211H63ZM77 212H79V214H77ZM85 212V213H84ZM142 212V213H141ZM169 212V213H168ZM184 212V211H183ZM207 214H206V213ZM218 212H219V214H218ZM237 212V213H236ZM240 212H239V214H240ZM178 213V214H177ZM179 213H180V215H179ZM252 213V216L251 215H249V214H251ZM255 213V214H254ZM41 214H44V216L47 218L48 216L50 217L49 218V221H48V224H50V222H52V221H56V223H55V225H54V227L52 226V229H54V231H53V234L55 235V237L51 240V242H50V244H46L45 246V248H37V249H33L32 248V246L30 245V242H28L27 243V241L26 240H28V238H26L25 239V235H28V233L29 232H31V235H34V232H35V230H34V232L32 233V228H37V230L39 229V228H41L42 229V227L40 226L42 223H40V218L39 219H35V218H37V217H39V216H41ZM77 214V215H76ZM169 214V215H168ZM203 214V215H202ZM236 214V215H235ZM249 215L250 216V218L248 219L247 217L248 216H245V217H243L244 215ZM254 214V215H253ZM64 215V216H63ZM83 217H82V216ZM178 215H179V217H178ZM207 215V216H206ZM63 216V217H62ZM102 217V220H100L101 219V217ZM119 216H122V219H123V221H124V223H125V225H126V227H128L129 229L131 228H139L138 229V236H136L135 238H133L132 240H131V238H127V235L126 234H124V233H122V231L121 232H119V229H117V225H115L116 224V221L117 220H115V219H117ZM210 216H212V217H210ZM219 216V221H218V219H217V217ZM224 216V217H223ZM232 216V217H231ZM239 216V217H238ZM254 216H256V217H254ZM19 217V218H18ZM33 217H34V219H33ZM78 217V218H77ZM82 217V218H81ZM116 217V218H115ZM176 217H177V219H176ZM180 217H182V218H180ZM186 217V216H185ZM228 217V218H227ZM2 218V217H1ZM59 218V219H58ZM64 218V219H63ZM77 218V219H76ZM95 218V219H96ZM208 218V219H207ZM222 218V219H221ZM227 218V219H226ZM236 218H240L241 220V222L239 221V219H236ZM247 220H246V219ZM42 219V218H41ZM51 219H54V220H51ZM80 219V220H79ZM137 219V220H136ZM149 219H151V220H149ZM243 219V220H242ZM244 219L247 221V222H245L244 221ZM16 220V221H15ZM34 220H36V221H34ZM79 220V221H78ZM100 220V221H99ZM109 220H111V221H109ZM134 220H136L137 222H138V224L135 222V224H137V225H135L134 224ZM149 220V221H148ZM184 220H186V219H184ZM221 220H223V224L225 223V225H223V224H221ZM227 220V221H226ZM248 220H250L249 222H248ZM254 220V221H253ZM33 221V222H32ZM109 221V222H108ZM31 222H32V224H31ZM100 222H103V223H100ZM233 222V223H232ZM254 222V223H253ZM38 223H40V224H38ZM77 223V224H78ZM114 223V224H113ZM142 223V224H141ZM166 223V224H165ZM209 223V224H208ZM217 223H218V227H219V229H217L218 227H216L217 226ZM241 225H239V224ZM245 223V224H244ZM250 223V224H249ZM257 223V224H256ZM30 224V225H29ZM59 226H58V225ZM220 224V225H219ZM238 224V225H237ZM40 227H39V226ZM102 227H101V226ZM108 225H110V226H108ZM112 225V226H111ZM134 225H135V227H134ZM165 225V226H164ZM236 225V226H235ZM245 225H247V227H246V230L248 231V233H247V231H246V233H247V237L245 236V233H244V231L242 232V230H243V226H245ZM250 225V226H249ZM57 226V227H56ZM61 226V227H60ZM81 226V227H80ZM113 226H114V228H113ZM138 226V227H137ZM140 226V227H139ZM168 226V227H167ZM27 227V228H26ZM39 227V228H38ZM66 227V228H65ZM209 227V228H208ZM229 227V228H228ZM236 227V228H235ZM28 228H30V229H28ZM35 228V229H36ZM44 228V227H43ZM65 228V229H64ZM73 228H76V229H74L73 230ZM80 228V229H79ZM104 228V229H103ZM140 228H142V230H140ZM220 228H223V229H220ZM232 228V229H231ZM234 228V229H233ZM242 228V229H241ZM25 229V230H24ZM40 229V230H41ZM61 229H63V230H61ZM79 229V230H78ZM166 229V230H165ZM216 229H217V231H216ZM238 231H237V230ZM27 230V231H26ZM57 232H56V231ZM58 230H60L59 232H58ZM65 230V232L63 233L62 231H64ZM68 230H69V232H68ZM78 230V231H77ZM108 230V231H107ZM116 230H117V232H116ZM220 230V231H219ZM236 230V231H235ZM26 231V232H25ZM72 231H73V233H72ZM82 231V230H81ZM143 231V232H142ZM146 232V234H145V232ZM189 231V230H188ZM186 232L187 234H189V232ZM193 231V230H192ZM191 231V232H192ZM222 231V232H221ZM224 231V232H223ZM75 232V233H74ZM77 232L79 233V234H77ZM105 232V233H104ZM171 232V231H170ZM190 232V233H191ZM218 232V233H217ZM235 232H240L238 235H241V236H233L234 234H236L237 235V233H235ZM61 233V234H60ZM66 233V234H65ZM82 233V232H81ZM102 233V234H101ZM104 233V234H103ZM140 233H141V236H140ZM166 233V234H165ZM194 232H192V234L191 235H189V237H191V236H195L194 234H193ZM244 233V234H243ZM23 234V235H22ZM107 234V235H106ZM61 235V236H60ZM62 235H63V237H62ZM64 235H66L65 237H64ZM79 237H78V236ZM101 235H102V237H101ZM109 235V236H108ZM148 237H147V236ZM165 235V236H164ZM171 235H173V234H171ZM22 236V237H21ZM57 236V237H56ZM62 238H60V237ZM79 238H77V237ZM104 236V237H103ZM143 236H145V237H143ZM170 236V237H169ZM47 238L49 237L48 235L46 236ZM101 237V238H100ZM232 237V238H231ZM57 238L59 239V240H57ZM76 238H77V240H76ZM109 239V240H107V242H106V239ZM234 238H236V239H234ZM23 239H25V240H23ZM97 239H100V240H102L101 242L102 243H100V240L98 241ZM129 239V240H128ZM140 239V240H139ZM240 239V240H239ZM55 240V241H54ZM57 240V241H56ZM76 240V241H75ZM79 240V241H78ZM144 240V241H143ZM169 240V241H168ZM76 243H75V242ZM108 241H111V242H108ZM129 241H131V242H129ZM132 241H134V242H132ZM138 241V242H137ZM150 241V242H149ZM21 242V243H20ZM24 242V243H23ZM59 242V243H58ZM73 242V243H72ZM104 242H106V243H104ZM137 242V243H136ZM149 242V243H148ZM165 242V243H164ZM167 242H169V244L167 243ZM193 242V243H192ZM22 243H23V245H22ZM56 243V244H55ZM58 243V244H57ZM100 243V244H99ZM113 243H115L114 245H113ZM135 243V244H134ZM164 243V244H163ZM193 244V246H192V244ZM30 245V248H32V249H30L28 246ZM55 244V245H54ZM66 244H67V247H66ZM96 244H99V245H96ZM19 245H21V247H22V249H21V253L20 254H15L16 252H15V249H17L18 247H20ZM49 245H52V246H49ZM73 247H72V246ZM101 245V246H100ZM151 245H153V246H151ZM24 246H26V247H24ZM48 246V247H47ZM56 247V249H55V247ZM70 246H71V248H70ZM116 246L118 247V249L116 248ZM171 246V247H170ZM182 246H184L183 248H182ZM196 246V247H195ZM63 247V248H62ZM69 247V249H67ZM106 247V248H105ZM24 248V249H23ZM166 248V247H165ZM165 248H163V250H165ZM191 248H194V249H191ZM61 249V252L60 251H58L57 252V250H60ZM63 249V250H62ZM129 249V250H128ZM174 249V250H173ZM179 249H181V250H179ZM182 249H183V251H182ZM23 250V251H22ZM34 250V251H33ZM56 250V251H55ZM102 250V251H101ZM119 250H121L122 251V253H118L117 251H119ZM192 250L194 251V252H192ZM43 251H45V252H43ZM48 251V252H47ZM120 251V252H121ZM171 251V252H170ZM172 251L174 252V253H172ZM183 253H182V252ZM24 252H25V255H23L24 254ZM29 252H31V254L29 253ZM54 254H53V253ZM75 252V251H74ZM73 252V253H74ZM82 252V251H81ZM81 252H76V253H74L75 255H77V256H79L80 255V253ZM100 252H101V254H100ZM104 252V253H103ZM108 252H110V253H108ZM186 252V253H185ZM27 253V254H26ZM43 253V254H42ZM45 253V254H44ZM49 253H51V255L49 254ZM62 253V254H61ZM78 253H79V255H78ZM126 253V254H125ZM127 253H128V255L129 256H127ZM28 254H30L29 256H28ZM57 254H58V256H57ZM123 254L124 255H126L127 257H123ZM174 254V255H173ZM22 255V256H21ZM47 255H50V256H47ZM119 255H120V257H121V259H120V257H119ZM16 256V257H15ZM107 256V257H106ZM194 256H195V260H194ZM18 257V258H17ZM21 257V258H20ZM42 257V258H41ZM123 257V258H122ZM169 257V258H168ZM26 258V259H25ZM28 258H30V259H28ZM36 258V259H35ZM37 258H40L39 260H37ZM83 258L84 257H82V258H78L77 260H76V262H78V263H80V262H83ZM185 258V259H184ZM17 259V260H16ZM52 259V260H51ZM103 259H104V261H105V263L103 262ZM113 259V260H112ZM123 259V260H122ZM174 259V260H173ZM181 259V260H180ZM28 260V261H27ZM42 260H44V261H42ZM54 260H56V261H54ZM79 260V261H78ZM110 260V261H109ZM126 261L125 262H127L128 264H131V263H129V260L130 259H128V261H127V259H125ZM172 260V261H171ZM23 261V262H22ZM191 261H193L192 263H191ZM29 262V263H28ZM124 262V261H123ZM122 262V264H125V262L123 263ZM180 262V263H179ZM72 263H74V264H76L75 262H74V259H72Z\"/></svg>",
	"mask_w": 264,
	"mask_h": 264
}]
</instances>
